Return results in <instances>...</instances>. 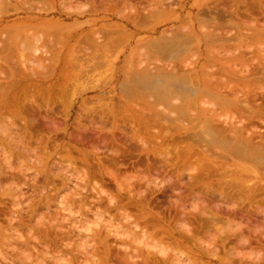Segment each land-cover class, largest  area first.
Segmentation results:
<instances>
[{
    "label": "bare ground",
    "instance_id": "obj_1",
    "mask_svg": "<svg viewBox=\"0 0 264 264\" xmlns=\"http://www.w3.org/2000/svg\"><path fill=\"white\" fill-rule=\"evenodd\" d=\"M21 1V0H20ZM22 1H24V3H28L29 4V1H31V5L33 4V5H36V6H33L34 8V11H36L37 9V11H39V12H41V13H43L45 10L46 11H48V9L46 8L45 9V7H44V9L45 10H41L43 7L42 6H40V7H42L41 9L40 8H37V5H38V3H40V1L38 2V3H35V2H37V0H34V3L32 2L33 0H22ZM21 1V2H22ZM62 1V0H61ZM65 1V0H64ZM67 1V0H66ZM69 1H73V0H69ZM69 1H67V2H69ZM79 2V0H75L74 2ZM85 1V0H84ZM89 1L90 2H92V3H90V5L92 4L93 5V7H94V4H96L97 3V1L98 0H88V3H89ZM112 0H101V2H102V5H103V7H104V3H112L111 2ZM117 3V5H118V3H119V5L121 4L122 5V3L124 2V4L125 3H128V1L129 2H131V3H129L131 6H128V4L127 5H125V8H126V6H128V7H131V8H129L130 9V13L128 12L127 13V11H129V9H128V7L126 8V9H128V10H126V13H125V10L124 9H122V14H121V12L120 11H118V12H120V14H118V12H116L117 13V18H124V20L127 22V23H130V24H132V25H134V27H135V29H136V31L137 32H142V31H146L147 30V28L149 27V22H151V21H149L150 19H155V21H159V22H161V21H168V20H172V19H176L175 20V22L176 23H178L179 22V19L177 18V16L176 17H174V11H169V10H167V9H169V8H171V3H170V7L169 8H167L166 10H161V9H159L158 10V6L160 5V3H162V7L164 6V1H167V0H158V2H160L159 3V5H155L154 3V5H155V7H154V5L152 6V4L150 5V6H152V7H147L148 6V4L146 3L145 5H144V3L142 2H140V1H136L135 3H133L131 0H121L122 1V3L119 1H117V0H115ZM162 1V2H161ZM169 1V0H168ZM185 1V0H184ZM188 1V0H187ZM227 1V0H226ZM247 0H245V1H243V0H236L235 2L237 3V5H238V7H235V6H230L231 4H229L231 1H229V3L228 2H226L225 3V0H216V2H215V4H212V6H209V4H208V6H209V9H202L201 7V9L202 10H200L199 11V13L197 14V16H196V22L198 23V28H192V27H186L184 24H181L179 27H176L174 30H172L171 31V34H169L170 35V38H167V37H169V35L167 36V37H164V34H163V36L161 35L159 38H157V39H154V40H151V41H149L148 42V44H147V46H148V48H147V54H146V56L145 55H143L144 57H146V59H148L150 62H153L152 60H154L155 59V61L158 63V65L156 64V66L153 64V68L154 69H152V65H151V63L148 61V63H144V61H143V59L141 58V60H139L138 61V65H134V63L132 62V63H130L129 61V59H127V66H124V68H123V72L124 73H127V76H129L130 74H131V71H132V79L130 78V81L128 80L129 78L127 77V76H125V78H127V80H128V82L127 81H125L127 84H123V86H122V90L120 89V91H122V95H121V99L124 101V105H125V107H126V110L125 111H120V109H116V108H114V107H109L108 108V110H109V112L110 113H112L113 115L114 114H118L119 112H121V114L122 113H124V112H127V113H129L130 115H131V117L133 116V115H135V114H133L134 113V110H133V106L131 105L132 104V102L133 101H135V102H138V101H141V103L142 102H146V104L148 103V104H150L151 105V108L153 107V109L157 112H152L151 110H149V112H152L151 113V115L153 116H151V118H150V113H145V114H148V116H146V118L148 119V120H150V119H152V121H154V118H157L158 120H159V118H161V117H163V118H167V119H170L173 115V117H172V119H170V121L169 122H171V123H169L170 125H172V123L173 124H175V121L176 122H178L177 124L178 125H176V126H179V124H181L182 125V120H183V122L184 121H187L186 119L184 120V119H182V118H187L188 120H189V124H191L192 126H193V124H195V126L194 127H199V126H201V128L199 129V128H192V130L194 129L195 130V134H194V136H195V138H194V140L197 142V143H199V142H201V144L203 143L204 145H206V148L208 149V150H212V149H214V150H212V151H208L206 148H204V150H206V153H208L209 152V154H210V152H213V154H211L210 155V157L212 156V155H214V154H216L217 152H215L216 150L215 149H217V150H222L224 153H226L227 154V156H225L223 153H222V156H220V153L218 154L217 153V156L218 157H216L215 155H214V157L215 158H219V156L220 157H222V158H219L220 159V161H221V159H223L224 157L225 158H227L228 160H226V161H229V159L230 158H233V159H235V160H238V162H244L245 163V165H246V163L247 164H251L252 166H254V167H252L253 168V170L252 169H249V168H244V166H243V168L244 169H242V170H244L243 172H244V175H245V173L247 172L248 173V171L250 170V173H248V174H251V173H257L258 175H264V64H262L261 63V65H255V63H257L256 62V60H254L255 61V63L253 64V65H249V63L247 64V63H244V62H242V61H240V59H241V55H242V53H245L244 51L243 52H241V54L238 56H235V58H233V56H232V59H228V57H224V56H221L219 53V55L215 52V51H212L211 52V54H210V56L212 55V54H214V52H215V55L217 54L218 56H214V55H212L211 57L209 56V55H207V53L210 51V49L211 48H213V46H215V45H220V49L221 50H228V48L227 47H229L232 43H233V40L235 41V43H233L232 45H239L237 48H239V47H242L241 46V41H239V40H243V39H239V40H237V41H239L240 42V44H237L236 42V38H238V37H240L241 38V35L239 34V36H236V38L234 39L233 37V33H234V31H237L236 33L238 34L239 32H238V29H237V27L236 26H238V28H239V26L241 27L242 25H248V27H249V25H250V27L251 26H253L254 28H255V30L257 31H259V34H253V36H255L256 38H257V36H259L260 35V37H263V33H264V0H250V1H248V2H246ZM1 2V4H4L3 6H7V4L6 3H8L9 4V1L7 0V2H5V0H1L0 1ZM50 2H52V1H50ZM74 2H71V4H69V6H68V8H67V5H68V3H67V5L66 4H64V3H66V2H64L61 6L62 7H64V9H65V12L67 11V9L70 11V9H71V5H73L72 3H74ZM87 2V0L85 1V3L84 4H87V6H89L90 7V5H88V3H86ZM139 2V3H138ZM170 2V1H169ZM174 2H176V1H174ZM233 2V1H232ZM231 2V3H232ZM250 2V3H249ZM52 3H54V2H52ZM133 3V4H132ZM199 3V2H198ZM6 4V5H5ZM28 4H26V6H28ZM76 4V3H75ZM83 4V3H82ZM169 4V3H168ZM186 4V3H185ZM228 4H229V6L231 7L229 10H228ZM235 4V3H234ZM10 5V6H9ZM7 7L10 9L11 8V4H9ZM30 5V6H31ZM40 5V4H39ZM45 5V4H44ZM46 5H48V4H46ZM91 5V6H92ZM97 5V4H96ZM96 5H95V9H100L99 11L100 12H102V11H106V6H107V8H108V5L106 4L105 5V9L104 10H102L101 8H102V5H101V3L99 4V7H98V5H97V7H96ZM101 5V6H100ZM117 5H115V6H117ZM118 5V6H119ZM121 5L119 6V7H121ZM134 5V6H133ZM136 5V6H135ZM147 5V6H146ZM177 5H179L178 3H177ZM242 5H244V7L245 6H249L248 7V9H246V8H243L242 10H244V12L240 9L241 8V6ZM2 5H1V7H2V9H3V11L1 10V7H0V21H2L3 20V18L5 17L4 15L6 14V13H8L7 12V9L8 8H4ZM29 6V9L28 10H31L32 8V6L30 7ZM86 6V5H85ZM86 6V7H87ZM110 6V5H109ZM146 6V7H145ZM172 6H173V4H172ZM196 6V5H195ZM207 6V5H206ZM39 7V6H38ZM51 7V6H50ZM80 7V6H79ZM84 7V6H83ZM82 7V8H83ZM85 7V9H87ZM161 7V8H162ZM31 8V9H30ZM37 8V9H36ZM78 7L77 6H74V7H72V10L74 9V11H76L75 9H77ZM93 8V9H94ZM146 8V9H145ZM147 8H150V10L149 9H147ZM175 8V7H174ZM199 8V7H198ZM199 8V9H200ZM15 9H16V7H15ZM15 9H14V12H16L15 11ZM19 9V8H18ZM17 9V10H18ZM36 9V10H35ZM79 9H81V8H79ZM84 9V8H83ZM83 9H81V10H83ZM84 9V10H85ZM89 9H91V8H89ZM89 9H87V10H89ZM137 9H139V10H137ZM141 9H145V10H148V12L147 11H145L146 13H148L149 14V11H151L150 13V15H148V14H146V13H144V11L143 10H141ZM155 9H157V12H156V10ZM172 9H173V7H172ZM171 9V10H172ZM41 10V11H40ZM63 10V9H62ZM102 10V11H101ZM109 9H107V11H108ZM124 10V11H123ZM6 13H5V12ZM32 11V10H31ZM36 11V12H37ZM43 11V12H42ZM51 11V10H50ZM77 11H80V10H78L77 9ZM77 11H76V14L78 15V13H77ZM98 11V10H97ZM132 11V12H131ZM155 11V12H154ZM38 12V13H39ZM63 12V11H62ZM64 12V13H65ZM68 12V11H67ZM73 12V11H72ZM71 12V13H72ZM86 14L88 13L87 11H84ZM90 12H93L92 10L90 11ZM124 12V13H123ZM70 13V12H69ZM75 13V12H74ZM80 13V12H79ZM133 13V14H132ZM66 15H69L68 13H65ZM73 14V13H72ZM75 14V15H76ZM93 14V13H92ZM132 14V15H131ZM82 14L80 13V16H81ZM119 15L121 16V17H119ZM8 16V15H7ZM71 16V15H70ZM162 17H163V20H162ZM226 18H229V20H227ZM123 20V21H124ZM146 23V24H145ZM149 23V24H148ZM156 23V22H155ZM181 23V22H180ZM108 25H109V28L110 27H112V28H114L115 27V25H113V26H110V25H112V24H107V27H108ZM146 25H148V26H146ZM153 25V24H152ZM106 26V25H105ZM232 26H235L236 27V29H235V27H232ZM28 27H31V28H29V29H27ZM227 27L229 28V29H231V28H234V31H233V33L231 32H227L228 31V29H227ZM244 27H247V26H244ZM253 27H251V28H253ZM35 28H42L40 25H39V23H37L36 25H34V24H28V25H26V28L25 29H18V30H13V31H9V32H7L6 33V37H5V39L4 38H1V42H0V121H2L1 119H3V118H5V120H7V118L8 119H10V122H8L9 120H7L6 122L7 123H10V124H8V128H5V127H7V126H3L4 127V130L2 129V127L0 126V128L3 130V132H4V134H6V136H4V138H6V139H4V142H6L7 143V145H8V148H6V150L4 149H1V148H3V147H1L2 145H4L5 146V144H3V142L2 143H0V153L2 152V154L4 155V161H1L0 162V165H1V163L3 164V162H6V163H4V166L6 165H8V172L6 173V170H5V172L4 171H2V170H4L5 168H2V170H0V188H3V189H1L0 190V192L1 193H3L4 191V187H5V185L3 186V184H6V182H7V184H11V186L9 185H7V187L6 188H11V189H6V190H8V191H11V192H9V193H11V194H13L12 192H14V194L13 195H15L16 196V192H17V190L19 189L20 191H21V188L22 187H20L17 183H16V179H14V177L15 176H17L15 173H17V172H20V174L19 173H17V174H19V176L21 177V173H23V175H25L24 174V170H26V171H28L29 169H30V167L29 166H26L25 168L24 167H22L20 164H25L24 162L26 161V164H27V162H28V160H29V156H31L33 153L35 154L36 153V151L38 150V151H40L41 149L44 151V153L46 152V154H47V152H48V149H49V144H52L51 146V148H52V150H54V152H58V150L59 149H63L64 151H65V153H66V155H65V158L66 159H69V161H72L71 163L72 164H74V166H75V163L77 162L76 160H82L81 158L83 157V150H82V147L83 146H88L89 144H91V147L93 148H96L97 150L99 149L100 150V148H101V146H103L104 148H106L107 150H109V147H111V151H113V152H115V155L116 156H120L121 157V161L122 162H124V163H131V161H132V157H129L128 155L129 154H126V155H124L126 152H124L123 151V149L121 148V149H119L120 147V145L117 147V145L115 146V144L114 143H112V141H116V140H114V136L113 137H110V138H113V140L110 142L108 139H109V137H108V139L106 138V137H104V139L102 138V139H100L99 140V138H97V139H95V140H93L92 138L90 139L89 137H91L90 135L92 134L91 132H93L92 130H90V135H89V139L87 138V136H86V134L87 133H85V132H87L86 130L85 131H83L84 129L82 128V126L81 127H76L75 129L73 128V130L74 131H72L71 133L70 132H68V125L66 126L65 125V123H63V122H61V121H59V123H63L65 126L63 127V126H59L58 125V121H56V119H54L53 117L56 115V113H55V115H54V113H52L51 114V111L53 110V106H55V105H51L56 99H58L60 96L58 95H56L55 94V92H57V90H60L61 91V89L62 88H64L65 87V84L66 83H64V78H62L63 77V75H64V77L67 75V77L68 78H66L67 80L68 79H70V77L69 76H71V78H72V75H71V72L73 71V69H74V71L76 70V72H77V74L80 76V79L82 78V77H86V79L89 77V79L92 77V76H90V73L91 74H93V72L94 71H96V69H97V71H98V68H100V66L103 64L102 63V61L101 60H104L105 59V57H104V55H105V53H108V52H106V51H109L110 50V52L109 53H112V51H114V50H112V49H118V45L116 44V43H120V45H122V43H121V41L123 40V39H121L120 41H117V40H113V34H114V32H108L107 33V31H104L103 32V30L102 31H99L98 33H102L101 35L103 36V37H105V39L106 38H108V40L106 39V42H104L103 41V43L101 42H99L98 40L99 39H96L97 40V42L98 43H96L94 40L92 41V37H93V33L96 31V29H94V30H92L93 31V33H92V31H90L89 32V34H92V36H86V37H89V40H90V42L92 43H94V45H90L88 42H87V39H86V42L89 44V45H85L84 44V40L82 41V43H80V40H81V35H75V34H71L72 35V38L73 39H76L77 40V42L76 43H80L81 45H80V48H82V50L81 51H79L78 53H77V51L80 49L79 47H78V50H76V52L74 51V49H73V51H72V55L73 54H79V53H83L84 55L81 57H73V56H70L71 54H67V52L69 51V49L68 50H66L65 51V54H66V57L64 58V65L62 66V71H61V75H60V77L57 79V81L54 83V84H52V86H44V84H45V80H46V75H48L44 70H46L47 69V71L50 69L52 72L53 71H55V70H57L58 68H59V64H58V62L60 61V59H58V55L57 54H54V53H52L55 49H57V51L56 52H58V49L60 50H62V47H61V43H60V39L61 38H58L57 36H54L53 34L49 37L48 36V34L47 33H49V30L48 31H36V32H31L30 33V30H35ZM6 29H7V27H4L3 25H0V33H3V32H6ZM241 30H243L242 28H241ZM97 31H98V29H97ZM244 31V30H243ZM107 33L108 34V36L106 37V34H105V36H104V33ZM43 33V34H42ZM72 33V32H71ZM116 33V32H115ZM231 34L233 37H232V43H231V41H230V39H227V38H229V34ZM236 33H234V34H236ZM40 34H41V36L42 37H49V39L51 40V38L52 37H55L54 39L52 38V42H51V44H53V46H54V48L52 47V51H50L49 53L51 54V56H49V55H47L46 53V57L48 56L49 58H50V65L51 66H53L52 68L50 67V68H46V67H44V65L45 64H43V66L41 67L40 66V64L39 65H37L38 63H37V61L35 62V63H37L36 65H37V67L38 68H42V70L44 71V73H46V74H44L43 73V71L41 70V72H39V73H37L38 71H36L35 72V68L32 66L31 67V64L30 65H28V63H32V60H34L35 61V59H40V56H38L37 57V55L39 54V51L42 49H35V52H34V54H28L27 53V50L26 49H28V47H26V43H28V41L30 42V44H31V41H35L36 43H42V44H47V41H50V40H48V38L47 39H45V38H43L42 39V37L40 36ZM98 35L97 33H95V36H98V37H100L101 35ZM118 34V33H117ZM116 34V37L118 36ZM226 34V35H225ZM244 35H245V32L243 33ZM250 34V33H249ZM262 34V35H261ZM50 35V34H49ZM113 35V36H112ZM172 35V36H171ZM228 35V36H227ZM251 35H252V33H251ZM0 36H1V34H0ZM68 36H70L69 34H68ZM247 36V35H246ZM250 36V35H249ZM252 36V37H253ZM23 38V40H25V41H22V39H21V41H22V43H24L23 44V46L25 45V47L21 50L22 51V53H20V52H18L17 50H14L13 51V49H12V47H13V40H14V38ZM91 37V38H90ZM98 37H96V38H98ZM103 37H102V39H101V41L103 40ZM116 37H114V38H116ZM244 37V36H243ZM17 38V39H18ZM68 39L70 38V37H67ZM250 38H251V36H250ZM2 39H4V41L2 40ZM68 39H66L67 41H68ZM104 39V40H105ZM255 39V38H254ZM264 39V38H263ZM16 40V39H15ZM62 40V39H61ZM125 40V39H124ZM245 40V39H244ZM246 40H247V38H246ZM256 40V39H255ZM108 41V42H107ZM114 41L116 42L115 43V46L117 45V47L116 48H113V47H111V44H112V42L114 43ZM230 41V42H229ZM248 41V40H247ZM247 41H245V42H247ZM12 42V43H11ZM127 42V41H126ZM130 42V41H129ZM128 42V43H129ZM243 42V41H242ZM34 43V42H33ZM34 44L35 45V47H34V45L32 46L31 45V47L30 48H32L33 47V49L34 48H36V45H37V47H38V45L39 44ZM57 43H58V45L61 47V48H58V45H57ZM61 45H60V44ZM67 43V42H66ZM76 43H74V44H76ZM95 43H96V45H95ZM99 43H100V45H104V46H99ZM105 43H107V44H105ZM124 43V42H123ZM194 43H196L197 45H198V54H199V57H194L193 56V60H192V57L189 55L190 53H191V51H190V49L191 48H193L192 46H194L193 44ZM230 43V44H229ZM48 44H50V42L48 43ZM50 44V45H51ZM84 44V45H83ZM15 45V44H14ZM98 45V46H97ZM119 45V46H120ZM125 45V44H124ZM20 46V45H19ZM22 46V45H21ZM28 46V45H27ZM30 46V45H29ZM52 46V45H51ZM50 46V47H51ZM57 46V47H56ZM63 46V45H62ZM113 46V45H112ZM76 47V46H75ZM232 46H230L229 48H231ZM235 47V46H234ZM112 48V49H111ZM203 48H205V49H203ZM218 48V47H217ZM236 48V47H235ZM235 48H233L234 50H235ZM33 49L32 50H29L28 49V52L29 53H33ZM143 49H144V47H143ZM19 50H20V48H19ZM23 50H24V52H23ZM26 50V51H25ZM46 50V49H45ZM60 50V51H61ZM243 50V49H242ZM16 51V53H20V58L21 59H23V61L25 60V62H26V64L29 66V67H25L26 66V64H24V70L23 71H25L24 73L25 74H27L28 73V71H30V74L28 75L27 74V76L24 74V73H22L23 71H22V69L20 68L22 65H21V60L19 61L18 59L19 58H17L18 57V55L19 54H15L14 52ZM59 51V52H60ZM116 51V50H115ZM194 51V50H193ZM193 51H192V53H193ZM229 51V50H228ZM26 52V53H25ZM41 52H43V49L41 50ZM45 52V51H44ZM220 52V51H219ZM48 53V52H47ZM48 53V54H49ZM103 53H104V55H103ZM109 53L108 54H106V55H109ZM170 53H172V57L174 58V59H172V57H170L171 56V54ZM222 53V52H221ZM238 53H240V51L238 52ZM22 54V55H21ZM41 54H43V53H41ZM45 54H43V55H45ZM60 54H62L61 52H60ZM59 54V55H60ZM228 54V53H227ZM232 54V53H231ZM230 54V55H231ZM235 54V53H234ZM80 55V54H79ZM82 55V54H81ZM164 55V56H163ZM166 55H169V57L168 56H166ZM229 55V54H228ZM85 56V57H84ZM165 56H166V58L168 57L169 59L168 60H166V58H165ZM189 56L191 57V59L189 58ZM227 56V55H226ZM30 57H31V59L32 58H35V59H30ZM42 57V56H41ZM45 57V56H44ZM44 57H42L43 59H44ZM63 57V56H62ZM73 57V58H72ZM104 57V58H103ZM109 57V56H108ZM143 57V58H144ZM148 57V58H147ZM237 57V58H236ZM243 57V56H242ZM71 58L73 59V60H71ZM80 58H81V60H80ZM82 58H85V60L83 59V61H82ZM107 58V57H106ZM128 58H130V57H128ZM151 58V59H150ZM194 58H196L195 59V61H194ZM239 58V59H238ZM43 59H40L39 61L41 62V60H43ZM146 59L144 58V60L146 61ZM164 59H165V62H163L164 61ZM19 62H18V61ZM59 60V61H58ZM28 61V62H27ZM65 61L67 62H69L70 61V63H68V64H66L65 63ZM107 60H105V62H106ZM231 61H232V63H231ZM248 61V60H247ZM20 64H18V63ZM49 62V61H48ZM62 62V61H61ZM72 62V63H71ZM104 62V63H105ZM167 62V63H166ZM107 63H109V62H107ZM165 63V64H164ZM47 64V63H46ZM49 64V63H48ZM73 65L74 64V68H72L71 69V67L70 66H66V65ZM106 64V63H105ZM142 64V65H141ZM143 64L145 65V67L143 66ZM160 64V65H159ZM242 64H245V67H247V66H249V69H248V67H247V71L245 72H243L242 70H244L242 67L239 69H237L235 66H240V65H242ZM32 65H33V63H32ZM49 65V66H50ZM62 65V64H61ZM71 65V66H72ZM143 66L144 68L142 69V67H140V66ZM35 66V65H34ZM103 66V65H102ZM101 66V67H102ZM108 67V66H107ZM139 67H140V69H139ZM236 69H235V68ZM21 69V70H18V69ZM26 68H28V71H26ZM33 68V69H32ZM216 68V69H215ZM15 69H17L16 71H15ZM53 69V70H52ZM102 69H104V68H102ZM128 69V70H127ZM136 69V70H135ZM39 70V69H38ZM101 70V69H100ZM20 71H22V72H20ZM50 71V72H51ZM58 71V70H57ZM18 72H20V73H18ZM51 72V73H52ZM65 73H67L66 75H65ZM69 74V75H68ZM102 74V73H101ZM106 74V73H105ZM259 74H261L260 75V77L259 78H252V77H255L256 75H259ZM52 75V74H51ZM50 75V76H51ZM54 75V74H53ZM77 75V76H78ZM81 75H82V77H81ZM103 75V74H102ZM49 76V75H48ZM49 76V77H50ZM94 76V75H93ZM97 76V75H96ZM100 77V76H99ZM74 78H76V77H74ZM73 78V79H74ZM79 78V77H78ZM108 78V77H107ZM63 79V80H62ZM65 79V80H66ZM85 79V80H86ZM47 80H49V79H47ZM50 80H51V78H50ZM71 80V79H70ZM70 80H68L69 82H70ZM84 80V79H83ZM84 80V81H85ZM95 79H93V81H94ZM109 80V79H108ZM90 81V80H89ZM92 81V79H91V82H93ZM105 81V80H104ZM107 81V80H106ZM52 82V81H51ZM50 82V83H51ZM64 84H63V83ZM66 82V81H65ZM75 82H77V81H75ZM91 82H89V83H91ZM98 82V81H97ZM109 81H107V83H108ZM68 83V82H67ZM70 83H73L72 82V80H71V82ZM86 83H88V82H86L85 81V84ZM88 83V84H89ZM76 83H74V85H75ZM95 87V90H96V86H98V85H96V84H98V83H92ZM92 84L90 85L89 84V86H91V89H93V87H92ZM64 87H63V86ZM69 85L70 84H68V86H67V89H68V87H69ZM121 85H122V83H121ZM62 86V87H61ZM73 86V85H72ZM83 86V85H82ZM87 86V85H86ZM86 86H84V87H86ZM164 86V87H163ZM99 87V86H98ZM103 87H104V85H103ZM121 87V86H120ZM163 87V88H162ZM83 88V87H82ZM100 88H102V83H101V86H100ZM65 89V88H64ZM91 89H89V90H91ZM72 90V92H67V94L69 95L70 93H71V95H72V93L74 92V94L76 93L75 91L76 90H73V88L71 89ZM70 90V91H71ZM146 90V91H145ZM59 91V92H60ZM69 91V90H68ZM102 91V90H101ZM113 91V90H112ZM150 92V93H152V94H150V93H148L149 94V96H148V94L146 95V92ZM65 92V91H64ZM79 94L80 93H82L83 94V92H78ZM78 93L77 94H75V95H78ZM112 93H114V92H112ZM59 94V93H58ZM66 94V95H67ZM74 94L72 95L73 97H71L72 99L73 98H76L75 96H74ZM82 94H80V95H82ZM60 95H62V91H61V94ZM111 95V94H110ZM63 96H64V93H63ZM112 96V95H111ZM62 97V96H61ZM80 96H78L77 98H79ZM98 97V96H97ZM151 97V98H150ZM69 98V97H68ZM99 98V97H98ZM104 98H105V95H104ZM104 98H100V100L98 101V103H100V104H102L104 101H102ZM115 98H117V97H115ZM67 99V98H66ZM71 99V100H72ZM105 99H108V98H105ZM111 100L113 99V98H110ZM60 101L59 102H61L62 100L61 99H59ZM73 100H75V99H73ZM78 100V99H77ZM95 100V99H94ZM118 100V99H117ZM152 100V101H151ZM56 101H58V100H56ZM67 101H68V99H67ZM66 101V102H67ZM107 101V100H106ZM105 101V102H106ZM63 102L65 103V101L63 100ZM69 102H71L70 101V98H69ZM94 102V101H93ZM92 102V103H93ZM96 104H97V99H96ZM102 102V103H101ZM104 102V103H105ZM57 103V102H56ZM63 103V104H64ZM74 103V102H73ZM72 102H71V105L73 104ZM104 103H103V105H104ZM116 103V102H115ZM131 103V104H130ZM61 104H62V102H61ZM69 104V103H68ZM90 104H91V102H90ZM121 104V103H120ZM137 104H139V102L137 103ZM143 104V103H142ZM52 107H51V106ZM59 105V104H58ZM70 105V106H71ZM87 105V104H86ZM92 105V104H91ZM106 105V104H105ZM117 105V104H116ZM115 105V107H117ZM122 105V104H121ZM162 105H164V108H163V110H160L162 107ZM67 106V105H66ZM65 106V108H67ZM69 106V107H70ZM74 106V105H73ZM92 106H94V105H92ZM109 106H111V104L109 105ZM135 106V108H137L136 107V105H134ZM145 105L143 104V106L142 107H140V105H139V107L141 108H138L139 110H140V112H141V110L144 108L145 109V107H144ZM149 106V105H148ZM50 107L52 108V110L50 109ZM84 107H85V105H84ZM87 107H89V105L87 106ZM91 107V106H90ZM100 107V106H99ZM159 107H161V108H159ZM97 108V107H96ZM95 108V109H96ZM107 108V107H106ZM121 108V107H120ZM156 108V109H155ZM90 109V108H89ZM100 108H98V110H99ZM149 109V108H148ZM147 109V110H148ZM55 110L57 111V109L55 108ZM54 110V111H55ZM63 110H64V108H63ZM69 110V109H68ZM68 110H66V111H68ZM91 110H92V108H91ZM97 110V112H99ZM136 110V109H135ZM147 110L145 111V112H147ZM53 111V112H54ZM59 111V110H58ZM81 111V110H80ZM80 111L78 112V113H80ZM105 111V110H104ZM143 111L144 110H142V113H143ZM64 112V111H63ZM70 112H71V110H70ZM97 112H95V113H97ZM106 112H107V110H106ZM106 112H104V114L106 113ZM58 113V112H57ZM77 113V114H78ZM138 113V112H137ZM65 113H63V115H64ZM68 114V113H67ZM71 113H69V115H70ZM92 114V113H91ZM94 114V113H93ZM100 115H101V112L99 113ZM99 114H98V116H99ZM124 114H126V113H124ZM139 114H141V113H139ZM54 115V116H53ZM61 115H62V113H61ZM80 115H85V114H81L80 113ZM96 115V114H95ZM127 115V114H126ZM172 115V116H171ZM11 116V117H10ZM86 116V115H85ZM171 116V117H170ZM62 117V116H61ZM64 117H65V115H64ZM67 117V116H66ZM65 117V118H66ZM77 117V116H76ZM81 117V116H80ZM80 117H78V118H80ZM108 117V116H107ZM119 117V116H118ZM121 117V116H120ZM135 117V116H134ZM69 119H70V117H68ZM91 118V117H90ZM89 118V119H90ZM94 118H95V116H94ZM106 118V117H105ZM140 118V117H139ZM20 119V121H23L22 123L24 124V125H22V124H20V125H22L23 127L22 128H20V127H18V129H20V130H18L17 128H16V130L14 129V128H12L13 126L14 127H17V125H18V122H17V120H19ZM142 118H140V120H141ZM144 119V118H143ZM142 119V120H143ZM156 119V120H157ZM57 120H59L58 118H57ZM86 120H87V118H86ZM91 120V119H90ZM136 120V119H135ZM139 120V121H140ZM148 120H146V121H148ZM161 120H163L162 118H161ZM19 121V122H20ZM78 121V120H77ZM82 121V120H81ZM89 121V120H88ZM97 121V120H96ZM106 121V120H105ZM104 121V122H105ZM113 121V120H112ZM138 121V122H139ZM143 121H145V120H143ZM143 121H142V123H143ZM168 121V120H167ZM174 121V122H173ZM93 122V121H92ZM110 122V121H109ZM137 122V121H136ZM138 122H137V124L136 125H138ZM149 122H151V120L149 121ZM162 122H165V121H162ZM179 122H181V123H179ZM1 123V122H0ZM21 123V122H20ZM83 123H85V122H83ZM88 123H91V121L90 122H88ZM97 123V122H96ZM112 123V122H111ZM145 123L146 122H144V124L143 125H145ZM166 123V122H165ZM165 123H163V124H165ZM1 124H3V123H1ZM63 124H61V125H63ZM86 124V123H85ZM109 124V123H108ZM140 124V123H139ZM149 124V123H148ZM147 124V125H148ZM162 124V125H163ZM166 124H168V123H166ZM188 124V125H189ZM20 125H18V126H20ZM73 125V124H72ZM87 125V124H86ZM90 125H95V126H93V128L94 127H96V125H97V128L99 129V126H98V124H90ZM101 125V124H100ZM107 125V124H106ZM105 125V123H104V126H106ZM142 125V124H141ZM140 126V127H144V126ZM170 125H166V127L167 128H163V131H164V129H166V130H168V126H170ZM180 125V126H181ZM186 125H187V123L185 122V126L183 125V126H181V127H186ZM187 125V127L186 128H188L189 126ZM89 126V125H88ZM88 126H86L85 128H90V127H88ZM112 126V125H111ZM164 126V125H163ZM173 126V125H172ZM176 126H173L174 128L176 127ZM10 127V128H9ZM73 127V126H72ZM124 127V126H123ZM165 127V126H164ZM82 128V129H81ZM102 128L103 129H105V127H103L102 126ZM118 128H120V127H118ZM174 128H172V127H170V129H172V130H168V131H171V134L173 133L172 131L174 130V132L176 133V131L178 130V131H181L180 129H177V128H180V127H176V131H175V129ZM94 129H96V128H94ZM107 129V128H106ZM120 129H122V128H120ZM143 129V128H142ZM145 129V128H144ZM182 129V128H181ZM189 129V128H188ZM188 129H184V130H188ZM198 129V130H197ZM15 130V131H14ZM109 130H111V127H110V129ZM123 130H125V129H123ZM165 130V133L167 132ZM193 130V131H194ZM130 131V130H129ZM162 131V133H164ZM178 131H177V134L179 135L180 133H178ZM182 131H183V129H182ZM181 131V132H182ZM191 130H189V132H187V134H190L191 132H190ZM9 133V134H7V133ZM21 132V133H20ZM23 132V133H22ZM135 132V131H134ZM137 132V131H136ZM2 133V131L0 132V134ZM60 133H61V135H62V133H63V135L62 136H64V137H62L63 139L62 140H65V138H67L68 140H67V142H65V143H62V140L60 141V139L59 138H61L60 136ZM85 133V134H84ZM95 133H97V132H95ZM184 133H185V131H184ZM3 134V135H4ZM97 134H99V133H97ZM128 134V133H127ZM130 134V133H129ZM167 134V133H166ZM166 134L165 135H163V139H165L166 138V140H167V136L168 137H170L171 138V136H169V135H171V134H169L168 133V135L166 136ZM60 135V136H59ZM94 135H96V134H94ZM182 135H184V136H182V137H184V138H186L185 140H183V141H185V143L188 141L189 142V140H190V142H191V136H188V137H186L185 136V134H182ZM1 137H2V135H0ZM85 136H86V138H85ZM106 136V135H105ZM141 136V135H140ZM192 136H193V134H192ZM0 137V138H1ZM50 137H52L51 139L52 140H50ZM59 137V138H58ZM93 137V136H92ZM165 137V138H164ZM176 137V136H175ZM179 136H177V138H178ZM182 137H179L180 139H176V140H181V138ZM190 138V139H189ZM46 139V140H45ZM86 139H88V140H86ZM130 139V138H129ZM132 139V138H131ZM188 139V140H187ZM106 140H108V141H106ZM111 140V139H110ZM168 140H170V139H168ZM173 140V139H172ZM175 140V141H176ZM193 140V139H192ZM35 142L36 143V146H33V142ZM183 141H179V142H181V143H183ZM195 141H194V143L193 144H191V143H187L188 145L189 144H191V150H193V148H196L198 145H194L195 144ZM61 142V143H60ZM166 142H168V141H166ZM170 142V141H169ZM172 142V141H171ZM174 142V141H173ZM34 143V144H35ZM87 143H88V145H87ZM119 143V142H118ZM196 143V144H197ZM166 144V143H165ZM177 144H179V143H177ZM187 144H185L186 146H187ZM167 145H169V144H167ZM194 145V146H193ZM203 145V146H204ZM90 146V145H89ZM6 147V146H5ZM91 147H89L88 149H90ZM170 147V145L168 146V148ZM193 147V148H192ZM86 148V147H85ZM198 148V147H197ZM199 148L201 149L202 147L201 146H199ZM7 149H9L8 151H7ZM187 149H189V147L187 148ZM36 150V151H35ZM62 150V151H63ZM96 150V151H97ZM106 150V151H107ZM175 150H177V149H175ZM203 150V149H202ZM7 151V152H6ZM35 151V152H34ZM43 151H40L41 152V154L40 155H42L43 154ZM64 151L62 152V154L64 153ZM111 151H109V153L111 152ZM122 151H123V153L124 154H122ZM185 151V150H184ZM221 151V152H222ZM39 152V153H40ZM168 152V155H169V151H167ZM186 152V151H185ZM184 152V153H185ZM192 152V151H191ZM191 152H189L188 151V155H187V153H185L187 156H190V153ZM49 153V152H48ZM163 153H165V150L163 151ZM171 153V152H170ZM184 153H183V155H184ZM205 153V154H206ZM31 154V155H30ZM33 154V155H34ZM37 154V153H36ZM50 154V153H49ZM49 154H47V156H49ZM56 154V153H55ZM176 154H178L177 152H176ZM45 155V154H44ZM78 155V156H77ZM164 155V154H163ZM171 155V154H170ZM174 155V154H173ZM172 155V156H173ZM181 155H182V153H181ZM185 155V156H186ZM207 155V154H206ZM223 155H224V157H223ZM46 156V155H45ZM53 156V155H52ZM61 156V155H60ZM63 156V155H62ZM77 158H79V159H77ZM131 156V155H130ZM172 156H170V157H172ZM184 156V157H185ZM202 156V155H201ZM230 156V157H229ZM64 157V156H63ZM87 157V156H86ZM119 157V158H120ZM175 157H177L176 155H175ZM196 157V156H195ZM198 157V156H197ZM213 157V156H212ZM85 158V157H84ZM118 158V159H119ZM163 158H165L164 156H163ZM23 159H26L25 161L23 160ZM31 159V158H30ZM64 159V158H63ZM76 159V160H75ZM167 159H169V156H168V158ZM166 159V160H167ZM171 159V158H170ZM186 159V158H185ZM189 159H192V158H190L189 157ZM200 159H202L204 162L206 161L205 160V158L203 159L202 157L200 158ZM232 159V160H233ZM3 160V159H2ZM32 160V159H31ZM30 160V161H31ZM84 160V159H83ZM173 160V159H172ZM175 160H177V158L175 159L174 158V160H173V162L172 163H174V161ZM182 160H184V158L182 159ZM188 160V159H187ZM215 160V159H214ZM214 160L213 161H211L212 163L214 162ZM14 161H16V162H14ZM29 161V162H30ZM33 161V160H32ZM34 161H37L36 160V158H35V160ZM45 161V160H44ZM64 161H66V160H64ZM75 161V162H74ZM119 160H117V162H118ZM168 161V160H167ZM216 161V160H215ZM13 162L14 163H16V165H18L17 164V162H19V165H18V167L17 166H15V167H13ZM42 162V161H41ZM133 162V161H132ZM135 162V161H134ZM171 162V161H170ZM207 162H209V161H206V163L205 164H201L200 165V167H199V169H200V171H201V169L202 170H205L204 168L206 167V168H209V166H210V164H212V163H207ZM219 162V161H218ZM223 162V161H222ZM233 162V161H232ZM37 163V162H36ZM43 163V162H42ZM69 163V162H68ZM167 163H169V162H167ZM181 162H179L178 163V166H179V164H180ZM191 162H189V164H190ZM38 164H40V162L38 161ZM37 164V165H38ZM65 164V163H64ZM70 164V163H69ZM206 164H209V166L208 165H206ZM214 164V163H213ZM224 164V163H223ZM229 164V163H228ZM237 164V163H236ZM169 165V164H168ZM168 165L166 166V167H168ZM181 165V164H180ZM206 165V166H205ZM217 163L216 164H214V166L212 167V168H210V169H212V171H221V172H223L222 170H218L219 169V167L218 166H220V165H217ZM230 165V164H229ZM233 165V164H232ZM231 165V166H232ZM71 166V165H70ZM177 166V167H178ZM203 166H205V167H203ZM226 166V165H225ZM224 166V167H225ZM235 167L237 166V165H234ZM2 167V166H1ZM170 167V166H169ZM169 167H168V170H169ZM216 167H218L217 169H213V168H216ZM134 168H136V170H135V175H133V176H130V177H133V179H131L132 180V182H133V185H134V183L137 185H139L140 184V186L142 185V182L140 183V181H142V180H145V181H143V182H146V181H148L147 183L148 184H151L152 182H151V179H152V170H149V169H147V168H142V166H140V165H138V166H135ZM182 168V167H181ZM226 168V167H225ZM224 168V169H225ZM241 168V167H240ZM239 165H238V167L237 168H235L237 171H239ZM1 169V168H0ZM76 169V168H75ZM75 169H74V171H75ZM79 169V168H78ZM176 169V168H175ZM227 169V168H226ZM232 169V168H231ZM34 170V169H33ZM85 170V169H84ZM94 170V169H93ZM105 170V169H104ZM166 170V169H165ZM165 170H163V171H165ZM167 170V171H168ZM182 170V169H181ZM191 170V169H190ZM208 170V169H207ZM35 171V170H34ZM38 171V170H37ZM79 171V170H78ZM92 171V170H91ZM100 171V170H99ZM108 170L106 169V172H107ZM113 172H111V173H115V172H117V171H115L114 172V170H112ZM180 171V170H179ZM193 171H194V169H193ZM192 171V172H193ZM209 171V170H208ZM215 171V172H216ZM235 171V170H234ZM39 172V171H38ZM80 172V171H79ZM81 172H82V170H81ZM85 172H86V170H85ZM84 172V174H86ZM93 172V171H92ZM101 172V171H100ZM132 172V171H131ZM177 172V170L174 172L175 174H177L176 173ZM183 172V170L181 171V173ZM186 174L187 173H191V171H189V172H187V169H186ZM184 172V173H185ZM195 172V171H194ZM198 172H199V170H198ZM217 172L216 173H213L215 176L214 177H219L220 175H219V173H221V172H218V174H217ZM229 174L231 173V172H229V171H227ZM227 172H225V173H227ZM26 173V172H25ZM29 173H30V171H29ZM40 173V172H39ZM78 173V172H77ZM109 173V172H108ZM110 173V174H111ZM118 173H122V172H117V174ZM165 174H166V171L164 172ZM163 172H162V176L164 177V174ZM182 174V176H184L185 174ZM196 173V172H195ZM211 173V172H210ZM211 173V175H212V177H213V174ZM225 173L223 172V173H221V174H223V176H225L226 177V175H228L229 176V174H226L225 175ZM235 173V172H234ZM233 173V171H232V173L231 174H234ZM240 173L241 172H239V173H237V175H238V177L236 178L235 177V179H236V181H235V179H233V177H232V180H231V178H229L230 180H231V182L233 181V184L230 182V184H232L231 185V188L229 189V188H227L228 186L230 187V184H229V182H227V178H225V177H221V178H224V179H221V178H218V179H221L222 181L223 180H226V181H223L224 182V185H225V183L227 182V186H225V188H227V190H229L228 192L229 193H231V194H229L227 191H226V189L224 188V192H222V191H220L219 190V188H217L218 186H219V184L217 185V184H214V187H213V189H216L217 190V192L216 191H214V190H212V192H214V194L213 193H210L211 191L209 190V188L210 187H208V189L205 187H201V188H203V189H206V190H209V193L211 194V195H213V196H208V194L206 195L205 194V190H203V189H201L200 191H202L203 192V194H205L206 196H208V197H214L215 195H217V194H215V193H218V191H219V193H218V195H220L219 197L221 198V200H222V196L224 197V201L222 200L221 202H223V203H225V205L227 204V203H230L231 202V205L233 206L232 208L234 209L235 208V210H237V208H239V207H241V206H239V205H241V204H239L238 206L239 207H237L236 208V206H237V204L235 203V202H237L236 200L234 201V199H236V198H238V192L236 191V189H237V187H239L238 188V190L239 189H241L242 190V192H246L247 193V191L246 190H251L250 192L252 193V191H254V190H256L257 189V186H260V185H256V186H253V187H248L247 185H246V183H244V182H247V179H248V177H249V179H253V178H256V177H251V176H247V177H245V178H243V179H246V181H244L243 179L241 180V176H240ZM41 174H43V172L41 173ZM52 174V173H51ZM96 174V173H95ZM101 174V173H100ZM117 174H115L114 175V177L116 178V179H118L116 182H115V180H114V182L116 183V185L117 186H119V189L121 190L120 192H124V189L125 188H123L122 186H123V184H121L120 182H119V180L121 181L122 179L124 180V178H122V177H125L126 178V176H128V175H126V176H122V177H120L119 175H117ZM123 174V173H122ZM164 174V175H163ZM172 173L170 172V175H171ZM192 174V173H191ZM203 174V173H202ZM207 174V173H206ZM216 174H217V176H216ZM247 174V175H248ZM23 175H22V179H23ZM28 175V174H27ZM38 176L40 175V174H37ZM37 175H36V177H37ZM54 175V174H53ZM82 175V174H81ZM97 175H98V177H99V173H97ZM97 175H96V177H97ZM104 175H106V174H104ZM112 175V174H111ZM119 176L120 178H122V179H119V178H117V176ZM169 174H168V177H169V179H165V178H162V184H158L159 182H155L156 184H158V186H160V185H162V195H163V198H162V202H158V203H156L155 205H152L151 203H150V201H146L147 199H144V198H140V200L142 199H144V202H140L141 204H135L134 206L132 205V207L133 208H135L134 210H136V212L137 213H139V215L141 214V213H144V215H145V212H146V210L147 209H149V208H151V209H155V208H159V211L157 212V214L161 217V215H162V219H166L167 218V216H168V220H171L173 217V215H172V213H175V212H172V210L174 209L175 211L176 210H182L183 209V211L185 210V213L186 212H188L189 210H192V206H195L196 204H197V202H196V204L194 205L193 204V202H195V201H199L200 199H199V195L198 196H196L197 194L195 193V192H193L192 194H189L190 196H192L191 198L193 199L192 201L191 200H189L190 202H192V203H190L189 201H187L188 199H191V198H188V199H186L187 197H186V195L184 196V194L183 193H185L187 190L186 189H191L192 187H194L195 188V186H193V185H195V184H192V186H191V188H189V186L191 185V183H197L198 182V184H200L199 182H200V180H199V178H195V176H193V178L191 177H189V175H188V177L190 178L189 180H192L193 182H187L186 183V185L188 184V183H190L189 185H188V187H186V191L185 192H183V191H181L182 193L181 194H183V197H182V195H181V197H180V195L179 196H177L176 197V194L177 193H179V190L176 192V188L174 187H172L171 186V184L173 183L172 181L175 179L174 178V176L172 177V178H174L173 180H172V178H171V176L173 175H171L170 176ZM180 175V174H179ZM187 175H186V177H187ZM205 175V174H204ZM202 176V175H200L201 177H205V176ZM251 175H253V174H251ZM44 176H46V175H44ZM85 176H87V175H85ZM93 176V175H92ZM95 176V175H94ZM93 176V177H94ZM109 176V175H108ZM197 176H199V175H197ZM227 176V177H228ZM253 176H255V175H253ZM18 177V176H17ZM34 177L35 176H33V179H34ZM50 177V176H49ZM58 177V176H57ZM82 177H84V176H82ZM95 177V178H96ZM97 177V178H98ZM129 177V176H128ZM175 177H176V175H175ZM200 177V178H201ZM209 177H211V176H208V177H206V179L208 178V180H209ZM242 177H244V176H242ZM261 177V176H260ZM16 178V177H15ZM19 178V177H18ZM17 178V179H18ZM24 178H25V176H24ZM31 178H32V176H31ZM85 179H86V177H84ZM101 178V177H100ZM138 179V181H139V179H140V181H139V183L138 182H136L134 179ZM150 178V181L148 180ZM155 178V177H154ZM171 178V179H170ZM179 178H181L180 179V181L182 180V177H180L179 176ZM185 177H183V179H184ZM263 178H264V176H263ZM28 178H26V180H27ZM40 179H42V178H39V181H40ZM43 179H44V177H43ZM94 179V178H93ZM127 180H129V178H126ZM177 179V178H176ZM199 181H198V180ZM205 178H204V180H206ZM214 179V178H213ZM216 179V178H215ZM214 179V180H215ZM31 179H29V181H30ZM127 180H126V183H127ZM172 180V181H171ZM230 180H228V181H230ZM238 180V181H237ZM239 180H241V181H239ZM260 180H261V178H260ZM15 181V182H14ZM20 181H21V179H20ZM87 181V180H86ZM130 181V180H129ZM135 181V182H134ZM152 181H154V180H152ZM156 181H158V179H156ZM172 183H171V182ZM176 181V180H175ZM175 181H174V183H175ZM186 181V180H185ZM210 181V180H209ZM242 181H243V184H244V186H247V189L245 190V187H241L240 188V186L241 185H243V184H240V186H238V184L239 183H242ZM263 181V180H262ZM5 182V183H4ZM25 182V181H24ZM31 182V181H30ZM36 182V181H35ZM34 182V183H35ZM41 182V181H40ZM54 182V181H53ZM171 184H170V183ZM184 182V180H182L181 181V183H183ZM202 182H204L203 180H202ZM206 182H207V180H206ZM223 182H221L220 184H221V186H224L222 183ZM235 182V183H234ZM239 182V183H238ZM26 183V182H25ZM24 183V184H25ZM27 183H28V181H27ZM37 183H38V181H37ZM131 183V182H130ZM129 182L127 183V185H129L130 184ZM173 183V184H174ZM180 183V184H181ZM236 183H238V184H236ZM14 184H16L17 186H15V188L13 189L12 188V186H14ZM20 184V183H19ZM22 184V183H21ZM40 184V183H39ZM51 184V183H50ZM49 184V185H50ZM77 184V183H76ZM97 184H98V182H97ZM143 184H146V183H143ZM153 184V183H152ZM155 184V185H156ZM169 184H170V186H169ZM176 184H178L177 185V187L178 186H180L179 185V182L178 183H176ZM184 184H185V182H184ZM206 184V183H205ZM26 185V184H25ZM28 185H32L31 183L29 184L28 183ZM34 185V184H33ZM45 185V184H44ZM64 184H62V187H64L63 186ZM132 185V183H131V186H133ZM181 185H183V184H181ZM185 185V186H186ZM264 185V183H262L261 184V186L259 187V189H257L256 191H255V193L256 192H258V195L259 194H263L262 196H264V187H262ZM22 186H23V184H22ZM27 186V185H26ZM26 186H25V188H26ZM116 186V187H117ZM130 186V185H129ZM130 186V187H131ZM176 186V185H175ZM210 186V185H209ZM213 186V185H212ZM221 186H220V188H221ZM20 187V188H19ZM31 187V186H30ZM33 187V186H32ZM197 187V186H196ZM256 187V189H254ZM101 188H102V186H101ZM100 188V189H101ZM122 188H123V191H122ZM127 188V187H126ZM132 188V187H131ZM131 188H128V189H131ZM140 188V187H139ZM142 188V187H141ZM179 188V187H178ZM200 188V187H199ZM233 188V189H232ZM236 188V189H235ZM251 188H253V189H251ZM29 189V187L27 188V190ZM119 189H118V191H119ZM222 189V188H221ZM235 189V190H234ZM243 189H244V191H243ZM22 190H24V189H22ZM42 190V189H41ZM43 190H44V187H43ZM63 190V189H62ZM102 190V189H101ZM139 190V194L141 195H139L140 197H143V195H142V193H140V192H142V191H140V189H138ZM168 190H171V193L169 194V192L167 193V191ZM193 190V189H192ZM230 190H233V191H235V192H232V191H230ZM241 190H240V192H241ZM249 190H248V193H249V195H251V197L250 198H252V197H259L260 198V195L258 196L257 195V193L255 194V193H253V194H251L250 192H249ZM8 191H6L7 193H8ZM56 191H57V189H56ZM59 191V190H58ZM103 191V190H102ZM128 191V190H127ZM130 191H132V192H130V193H132V194H130V196H132V195H134V191H133V189L132 190H130ZM190 191V190H189ZM205 191V192H204ZM22 192H24V191H21V192H18V193H20L19 195H21V193ZM31 192H32V190H31ZM104 192V191H103ZM101 193L102 195H104V193H106V194H108L107 193V191L106 192H104V193ZM188 192V191H187ZM198 192V191H197ZM222 192V193H221ZM228 194H227V193ZM242 192H241V195L242 196H240L239 198H242L244 195H245V197L243 198L245 201H246V198L247 199H249L248 197H246V195L248 194H246L245 192H244V194H242ZM7 193H4V194H1V196H3V195H5V196H8L9 195V193H8V195H7ZM29 193V192H28ZM128 193V192H127ZM143 193H145L144 191H143ZM189 193V192H188ZM191 193V192H190ZM207 193V192H206ZM221 193V194H220ZM235 193H237V194H235ZM55 194V193H54ZM78 194V193H77ZM129 194V193H128ZM180 194V193H179ZM185 194H187V193H185ZM196 194V195H195ZM200 194H202V193H200ZM232 194H235L234 196L236 197V198H234V197H231V198H229L228 199V197H230ZM256 196H255V195ZM23 195H25L24 193H23ZM22 195V197H20V199L21 198H24L25 196H23ZM42 195V194H41ZM57 195H58V193H57ZM189 195H187V196H189ZM193 195H195L196 196V198L193 196ZM204 195V196H205ZM228 195V196H227ZM230 195V196H229ZM237 195V196H236ZM252 195H254V196H252ZM107 196V195H106ZM111 196V195H110ZM129 196V195H128ZM173 196H175L176 198H174L173 199ZM189 196V197H190ZM32 198H33V196H31ZM36 197V196H35ZM39 196H37V198H38ZM48 197V196H47ZM46 197V198H47ZM51 197V200H52V195L50 196ZM108 197V196H107ZM137 198H138V196H136ZM184 197H186V198H184ZM203 197V196H202ZM201 197V198H202ZM218 196H217V198H219ZM256 197V198H257ZM12 198H13V196H12ZM17 197H15V199H16ZM31 198V199H32ZM54 198H55V196H54ZM111 198L113 199V197H110V201H111ZM115 198V197H114ZM133 198V197H132ZM177 198H179V199H177ZM187 201V202H189V203H187L184 199ZM199 200H198V199ZM207 197H205V199H206ZM233 198V199H232ZM239 198L237 199V200H239ZM254 198H252V200L254 199ZM264 197H261V199L260 200H263L264 201V199H263ZM20 199H18V201L20 200ZM196 199V200H195ZM204 199V198H203ZM211 199V198H210ZM210 199H209V202H212V199H211V201H210ZM231 199V201L230 202H227V201H225V200H230ZM243 199H241V200H243ZM258 199V198H257ZM22 200H24V199H22ZM34 200V199H33ZM32 200V201H33ZM37 200V199H36ZM165 200H167V202H168V204H164L165 202ZM207 201H208V198L206 199ZM214 200H218V199H216V197L213 199V201ZM234 201V205H233V201ZM256 200V199H255ZM254 200V201H255ZM28 201H30V199L28 200ZM53 201V200H52ZM81 201V200H80ZM113 201H114V199H113ZM116 201V200H115ZM183 201H185V205H184V203H183ZM219 201V200H218ZM218 201H216V202H218ZM244 201V202H245ZM257 201V200H256ZM255 201V202H256ZM31 202V201H30ZM44 202H46V200L44 201ZM44 202L42 203V204H44ZM78 202H79V200H78ZM205 202V201H204ZM204 202H199V203H201L200 205H196L195 206V210H193V216L196 214V213H198V216H197V214L194 216V217H196L197 219L199 218V220H198V222L199 223H203V221H200V220H202V217L201 216H204L203 218H204V224H199V223H197V221H196V225L197 224H199V225H202V226H205V224H207L208 225V223L210 224V223H214V224H221V225H223L221 222H224V221H226V219L224 220V221H222V219H224V218H220L219 216H216V217H214V215L212 214V213H210V211H206V213H205V210H203V208H199V211H198V209H197V206L199 207V206H201L202 207V205L204 206V209H205V207H206V205L209 203V202H207V204L206 203H204ZM215 202V201H214ZM220 202V203H221ZM241 202V201H240ZM252 202V201H251ZM250 202V203H251ZM48 203V202H47ZM60 203V202H59ZM80 203V202H79ZM109 203V202H108ZM111 203H113V202H111ZM116 203H117V201H116ZM133 203V202H132ZM219 203V202H218ZM258 203H259V200H258ZM261 203V205L259 204L258 206H257V204H256V207H255V209L257 208V207H260V206H262V208H263V210H262V208H258L259 210L257 211V212H259V214L260 213H264V203H262V202H260ZM10 204H11V202H10ZM23 204H25V202L23 203ZM22 204V205H23ZM29 204V203H28ZM28 204H25V205H27V207H29L30 205H31V203H30V205L28 206ZM41 203L39 202V205H40ZM41 204V205H42ZM119 204V203H118ZM188 204H193V205H191L189 208L190 209H188L187 208V206H189ZM210 204V203H209ZM208 204V205H209ZM215 204V203H214ZM252 205H255L254 204V202L253 203H251ZM263 204V205H262ZM14 205V204H13ZM24 205V206H25ZM36 205H38V204H36ZM35 205V207H37ZM60 205H61V203H60ZM108 205H110V203L108 204ZM130 205V204H129ZM129 205H128V207H129ZM130 205V206H131ZM207 205V206H208ZM211 205H213L212 203H211ZM221 205V207H222V204H220ZM229 205V204H228ZM227 205V207H229L228 209H230L229 211L233 214V210L231 211V207L230 206H228ZM250 205V204H249ZM12 206V205H11ZM117 206V205H116ZM184 206L188 209V210H186V208H184ZM218 206V205H217ZM17 207H19V204H18V206ZM16 207V208H17ZM26 207V206H25ZM41 206H39V208H40ZM43 207H45V209L47 208V206H45V204H44V206L42 205V208ZM181 207H183V208H181ZM209 207V206H208ZM207 207V208H208ZM225 207V206H224ZM227 207H225V208H227ZM42 208H40V209H42ZM124 208H126V207H124ZM194 208V207H193ZM212 208V207H211ZM253 208V207H252ZM34 209V208H33ZM33 209H32V211H33ZM44 209V208H43ZM42 209V210H43ZM140 209H142L141 211H139ZM201 209L203 210L202 211V213H201ZM213 209H215L214 208V206H213V208L211 209V210H213ZM218 209V208H217ZM220 209H223V207L222 208H220ZM227 209V210H228ZM254 209V210H255ZM14 210V209H13ZM26 210V209H25ZM28 210V209H27ZM35 210L36 211H33V212H31L30 211V213L28 214V215H34L32 218H30V219H33V218H35V216H38V230H45L46 229V227H45V225H46V223L44 224V222L42 221V219L44 220L45 219V215L44 216H42V217H44V218H41V217H39V215H37V213H38V211L39 210H37V208H35ZM62 210L63 211H68V212H72V207L71 206H67V205H64L63 206V208H62ZM113 210V209H112ZM128 210V209H127ZM133 210V209H132ZM177 211V212H180V213H182V211ZM208 210H210V207L208 208ZM225 210V209H224ZM224 210H223V212H224ZM245 210V209H244ZM257 210V209H256ZM111 211V210H110ZM124 211V210H123ZM23 212V211H22ZM25 212V211H24ZM23 212V213H24ZM29 211H27V213H28ZM36 214H35V213ZM42 212V211H41ZM62 212V211H61ZM112 212V211H111ZM130 212V211H129ZM190 212V211H189ZM195 212V213H194ZM204 212V213H203ZM214 212H215V214H216V212H217V214L219 213V211H215L214 210ZM222 212V211H221ZM226 212V211H225ZM224 212V213H225ZM230 212H227V213H230ZM256 212V213H257ZM45 212H43L42 214H44ZM47 213V212H46ZM45 213V214H46ZM107 213H108V211H107ZM122 213V212H121ZM133 213V212H132ZM166 213H168V214H166ZM180 213H178V214H180ZM185 213H183V214H181V217L183 218V215L185 214ZM191 213V214H192ZM200 213L202 214L201 216H200ZM249 213V212H248ZM255 213V214H256ZM14 214H15V212H14ZM12 215V213L10 214V217H14L15 215ZM125 214H128V211H127V213H125ZM124 214V215H125ZM213 215V217H212V215ZM220 214V213H219ZM240 214V213H239ZM243 214H245V213H243ZM247 214V213H246ZM258 214V213H257ZM256 214V215H257ZM24 215V214H23ZM27 215V214H26ZM25 215V216H26ZM47 215V214H46ZM60 215V214H59ZM63 215V214H62ZM123 215V214H122ZM208 215V216H207ZM209 215H211L210 217H209ZM221 215V214H220ZM223 215V214H222ZM221 215V216H222ZM234 215V214H233ZM233 215L230 217V218H232L233 220L232 221H230L229 223H233V224H231V225H233V227H228V228H230L229 230L230 231H232L231 229H234V231H232V232H230V235H233V233H235L236 231V233H235V235H233V236H228V234L227 235H225V234H223L221 231V233H220V235L221 236H216L217 234H213V236L211 237L210 236V240L211 241H206V242H204V243H202L201 242V238L199 239V237H200V235H198V237H197V241L199 240V242L201 243V246H204L205 245V249L206 248H208V249H206V250H204V247L202 248L201 246H200V243L199 242H197L198 244H199V246L201 247V251H199V256H198V259H203V258H208L209 260L208 261H210L208 264H212L213 262H215V261H217V262H219V264H224V263H227V264H264V220H261V221H259V220H256V221H254V218L253 217H248V219L246 218V219H244L243 217L242 218H238V219H240V220H236V217H235V215L237 216V217H239L240 215H237V213H235V215H234V217H233ZM251 215V214H250ZM261 216L263 215V214H260ZM141 216V215H140ZM139 216V217H140ZM180 216V215H179ZM206 216H207V218L208 219H210L209 221L208 220H206ZM245 216V215H244ZM249 216V215H248ZM62 217V216H61ZM121 217V216H120ZM123 217V216H122ZM135 215L132 217L133 219H138V217H135ZM180 217V218H181ZM187 217H188V215H187ZM200 217H201V219H200ZM241 217V216H240ZM16 218V217H15ZM28 217H27V219H29ZM47 218H49V217H47ZM46 218V219H47ZM56 218V217H55ZM59 217H58V215H57V218L56 219H58ZM66 218V217H65ZM64 217H63V219H64V221L66 220ZM125 218H127V219H131V220H133L132 218H130L128 215L127 216H125ZM142 218V217H141ZM179 218V217H178ZM181 218V219H182ZM186 220H185V219ZM182 220H176V222L178 221V226L179 225H183V223H186L189 219H187L186 217H184ZM189 218V217H188ZM251 218H253V220L251 219ZM264 218V215L262 216V219ZM140 219V218H139ZM174 219V218H173ZM176 219H177V217H176ZM196 219V220H197ZM212 219V220H211ZM257 219V218H256ZM53 220V219H52ZM51 219L49 220L50 222L52 221ZM80 220V219H79ZM101 220V219H100ZM130 220V221H131ZM208 222V223H205L206 221ZM9 220H7V222H8ZM14 221V219H12V220H10V222H13ZM56 221V220H55ZM63 221V220H62ZM125 221V220H124ZM127 222H130V221H128V220H126ZM139 221V220H138ZM164 221V220H163ZM167 221V220H166ZM175 221V220H174ZM184 221V222H183ZM186 221V222H185ZM190 221V220H189ZM9 222V223H10ZM29 222V221H28ZM28 222H25L27 225H29V223ZM61 222V221H60ZM169 222V221H168ZM176 222H174V223H176ZM183 222V223H182ZM195 221L193 220V223H194ZM220 222V223H219ZM9 223H7V224H9ZM14 223H16V220L14 221ZM36 223V224H37ZM65 223V222H64ZM67 223H68V220H67ZM85 223V222H84ZM119 223V222H118ZM149 223V222H148ZM180 223V224H179ZM182 223V224H181ZM228 223V224H229ZM12 224V223H11ZM18 224V223H17ZM25 224V225H26ZM35 224V223H34ZM76 224V223H75ZM81 224H82V222H80V226H78L79 225V223H78V225L76 226V225H73V224H68L67 226L66 225H64V227H63V224L62 223H57V224H55L54 226H52V227H50L49 228V225H48V228L45 230V232H49V231H51L50 229H54V230H57L58 232H59V230H61V231H63V228H66V227H70L71 225L74 227V229H78V230H80V234H79V236H82L81 235V232H82V230L85 232H87L88 231V229H86L87 228V226L85 227V225L83 224L82 225V227H81ZM134 224V223H133ZM146 224H147V222H146ZM146 224H144V225H146ZM152 224V223H151ZM166 224H168V223H166ZM188 224H190V223H186L185 225H187V227L185 226V225H183V227H185L184 229L186 230V231H188ZM195 224V223H194ZM213 224V226L214 227H216L215 225ZM225 224V223H224ZM227 223L225 224V226L224 227H226V225H228ZM141 225H143V224H140V223H135L133 226L134 227H136L135 229H133L134 231L135 230H137V229H139V228H141L140 226ZM143 225V226H144ZM148 225V224H147ZM155 226H159V225H157V224H154ZM177 225V224H176ZM175 225V226H176ZM9 226H10V224H9ZM15 226V228H19V230H20V227H19V225H18V227H16L17 225L15 224L14 225ZM95 226H97L96 224H95ZM132 226V227H133ZM181 226H179L178 227V229H180L181 231H182V234L181 235H183L184 233H185V235L183 236V237H185L187 234H188V237L186 236V238L187 239H191V241L193 240L194 241V239L196 238H194V237H192V236H194L195 234L193 233V232H196V234H198V232H200V231H198L199 229H197V226H196V231L194 230H189V233L188 232H185L184 231V229L182 228H180ZM191 226L192 227H195V226H193L192 224H191ZM190 226V227H191ZM210 226V225H209ZM209 226H208V229H209ZM212 226V225H211ZM229 226H230V224H229ZM22 227V226H21ZM98 227V226H97ZM133 227V228H134ZM160 227V226H159ZM174 227V226H173ZM198 227H200V226H198ZM205 227H207V226H205ZM213 227V228H214ZM14 228V229H15ZM23 229L25 228V227H22ZM30 228H31V226H30ZM32 228H33V226H32ZM32 228H31V231H32ZM43 228H45V229H43ZM104 228V227H103ZM108 228H109V226H108ZM110 228H113L112 227V225H110ZM147 228V227H146ZM151 228L153 229V225H151ZM151 228H150V230H149V226H148V228L147 229H145V230H148V231H152L151 230ZM154 228H156V227H154ZM169 228H171V230H172V227H168V229ZM204 228V227H203ZM213 228H211L210 227V232L212 231L211 229H213ZM218 228V227H217ZM227 228V227H226ZM8 229V228H7ZM69 229V228H68ZM116 229V228H115ZM127 229V228H126ZM175 229H177V228H175ZM190 229H192V228H190ZM194 229V228H193ZM202 228H200V230H201ZM205 229V228H204ZM216 228H214V230H215ZM219 229H221L220 228V226H219ZM218 229V230H219ZM222 229H223V227H222ZM25 230V229H24ZM141 230V229H140ZM144 230V231H145ZM171 230H169V232L168 231H166V232H168V234H167V236L169 235V236H173L172 238H174V236L175 235H171L172 233H174L173 231L171 232ZM180 230H179V232H180ZM217 230V229H216ZM226 230V229H225ZM228 230V231H229ZM6 231V230H5ZM10 231H12V229L11 230H9V232ZM26 231V230H25ZM37 232V229L36 230H34L33 229V231L31 232V233H33V232ZM143 230H142V232H139V233H135V234H133V237H134V242H137L139 245H141V246H143V247H145L146 249H147V252H146V250H144V251H136V250H134V251H136V252H134L135 254H137L136 256H133L134 254H131V256H129V255H127L126 257H123L122 259H119V262H120V264H199V263H194V262H192L191 260V257L189 258V256L190 255H188V254H186L187 252H179V251H175L176 253H173V251L171 252V250H170V252H167L166 250H163L162 251V249H161V251L160 250H158L157 251V258L154 256V254H156L154 251H153V254H152V252H151V250H153V249H156L157 247L156 246H154V245H151L150 243H149V239L150 238H152L153 240H159V238H155V235L154 234H151V233H149L150 234V236H148V235H146V233L145 232H147V231H145L144 232ZM191 231H193V232H191ZM202 232H205V230L203 231V229L201 230ZM223 231V230H222ZM13 232H15L16 233V229H15V231L13 230ZM13 232L11 233V235L13 234ZM19 232V233H18ZM17 233L19 234V236H20V232L21 231H18ZM43 233H45L44 231H42ZM41 232V233H42ZM64 232V231H63ZM72 232V231H71ZM114 232H117L116 234H117V237H119L118 236V232L119 231H117V229H116V231H114ZM130 232V234H131V230L129 231ZM176 232V231H175ZM178 232V231H177ZM225 232V231H224ZM226 232H227V230H226ZM5 233H7V232H5ZM16 233V235H18ZM30 233V232H29ZM76 233H77V231H76ZM83 233V232H82ZM124 233V232H123ZM123 233L121 234L122 236H123ZM148 233V232H147ZM162 233H164L163 231H162ZM193 233V234H192ZM206 233H209V230H208V232H206ZM205 233V234H206ZM219 233V232H218ZM229 233V232H228ZM40 234V233H39ZM46 234V233H45ZM45 234H43V235H45ZM50 234V233H49ZM53 234V236H55L54 235V232L52 233ZM93 234V233H92ZM94 234H95V232H94ZM97 234V233H96ZM95 234V235H96ZM104 234V233H103ZM102 234V236H104ZM126 233H124V235H125ZM130 234L128 233V235L130 236ZM159 234V233H158ZM156 235V237L158 236V237H161V233H160V235ZM180 234V233H179ZM189 234H192V235H189ZM225 235V236H223V235ZM11 235H4V233H3V237L1 236V238L2 239H4V244H5V241L7 240V239H9L10 237H14V236H11ZM13 235H15V234H13ZM29 235V234H28ZM33 235V234H32ZM62 235H63V233H62ZM72 235H74L73 233H72ZM71 235V236H72ZM127 235V234H126ZM165 235H166V233H165ZM212 235V234H211ZM215 235V236H214ZM219 235V234H218ZM30 236V235H29ZM34 236H35V234H34ZM37 236V235H36ZM35 236V237H36ZM40 236V235H39ZM38 236V237H39ZM57 236H59L58 235V233H57ZM71 236H70V238H71ZM111 236H112V234H111ZM110 236V237H111ZM191 236V237H190ZM197 236V235H196ZM16 237H18V236H16ZM21 238H22V240L23 239H25V238H23L22 236H20ZM19 237V238H20ZM31 238H29L30 240H28V238H26L27 239V241H31V239L33 240H37L36 242H38V245H40L41 247H39V246H37L36 248H42V242L40 241V239H44V238H41L40 237V239L38 238V237H36L37 239H35V237L34 238H32L33 236H30ZM51 237V236H50ZM69 237V236H68ZM109 237V238H110ZM116 237V238H117ZM124 237H126V236H124ZM128 237V236H127ZM131 237V236H130ZM178 237V236H177ZM1 238H0V240H1ZM75 238V237H74ZM79 238V237H78ZM103 238V237H102ZM186 238H185V240H186ZM208 238V237H207ZM53 239H55L54 237H53ZM57 239V238H56ZM62 239V238H61ZM66 239H68V238H66ZM76 239V238H75ZM114 239V238H113ZM118 239V238H117ZM120 239H122V237L120 238ZM128 239H129V237H128ZM133 239V238H132ZM208 239V240H209ZM232 239H233V241H232ZM33 240V241H34ZM78 240V239H77ZM115 240V239H114ZM46 241V240H45ZM72 241V240H71ZM92 241V240H91ZM122 241V240H121ZM128 240H126V242H127ZM150 241H151V239H150ZM156 241V242H157ZM163 241V240H162ZM190 241V240H189ZM204 241V240H203ZM35 242V244L37 245V243ZM58 242H60L59 240H58ZM66 242H68V241H66ZM86 242V241H85ZM115 242V241H114ZM133 242V241H132ZM195 242H196V240H195ZM219 242H220V246H222L221 248H220V246L218 245L219 244ZM2 243H3V241H1V245H2ZM84 243V242H83ZM95 243H96V241H95ZM98 243V242H97ZM94 244V243H92L94 246L96 245V247H97V245H99V243L98 244ZM162 243V242H161ZM187 243H188V241H187ZM196 243V244H197ZM208 243V245H206V244ZM231 245V244H233L234 246L229 250V251H227L226 250V245L228 246L229 244ZM27 244H29L30 245V247L31 248H33L31 245H32V242H31V244L29 243V242H27ZM27 244H23V245H27ZM44 244V243H43ZM58 244H60V243H58ZM67 244H69V246L70 247H72V244L70 243V242H68ZM67 244H65V246H67ZM71 244V245H70ZM89 244V241H87L86 243H84L83 245H82V243H81V245L80 246H78V247H82V252L84 251V250H88L87 252L88 253H86V251H85V253L87 254V258H88V260H86V262H84V264H111L110 262H111V260L112 259H110V254H109V252L107 251V253H104V256H103V258H97L98 256H96V255H98V254H95V252H96V250H95V252H93L94 254H92L91 256H89L91 253L89 252V248H88V246H90V245H88ZM177 244H179V243H176V245ZM197 244V245H198ZM22 245V244H21ZM29 245H27V246H29ZM33 245H34V243H33ZM48 246H46L47 248H50V245L51 244H47ZM57 245V244H56ZM112 245H113V241H112ZM170 245H172V244H170ZM183 245V244H182ZM3 246V245H2ZM54 246H55V244H54ZM64 246V247H65ZM100 246V245H99ZM107 246V245H106ZM115 246V245H114ZM113 246V247H114ZM122 246V245H121ZM175 246V245H174ZM199 246H196V247H199ZM4 247H6L5 245H4ZM3 247V248H4ZM25 247V246H24ZM30 247H28V248H30ZM35 247V246H34ZM52 247L53 246H51V249H52ZM56 247V246H55ZM54 247V248H55ZM57 247H60L59 245L57 246ZM57 247H56V249H57ZM110 247H111V245H110ZM119 247H120V245H119ZM124 247V246H123ZM179 247V246H178ZM177 247V248H178ZM237 247H240V248H245V249H247L248 248V250H246V251H244V252H240L239 250H237ZM8 248V247H7ZM14 248V247H13ZM13 248H12V250H13ZM19 248V247H18ZM18 248H16V249H18ZM27 248V247H26ZM36 248L34 249V251L36 250ZM107 248V247H106ZM121 248V247H120ZM125 249H126V251H128L129 252V248H128V246H127V248L126 247H124ZM135 248V247H134ZM133 248V249H134ZM181 248V247H180ZM185 248V247H184ZM46 249V248H45ZM64 249V248H63ZM73 249V248H72ZM77 249V248H76ZM91 249V248H90ZM101 249V248H100ZM123 249V248H122ZM128 249V250H127ZM142 249V248H141ZM193 249V248H192ZM244 249V250H245ZM24 250V249H23ZM33 250V249H32ZM38 250V249H37ZM36 250V251H37ZM40 250V252L38 251L37 253H38V256L40 257H42V252H43V250L42 249H39ZM50 250V249H49ZM57 250H59V248L57 249ZM56 250V252L58 253V251ZM66 250V249H65ZM79 250V249H78ZM103 250V249H102ZM186 250H187V248H186ZM33 251V252H34ZM91 251V250H90ZM97 251H98V249H97ZM100 251V250H99ZM51 252V251H50ZM59 252H61V250L59 251ZM77 252V251H76ZM81 252V251H80ZM80 252H77V254L79 253V255H80ZM113 252V251H112ZM145 252V253H144ZM190 252V251H189ZM223 252V253H222ZM18 252H17V250H16V254H17ZM21 253V252H20ZM23 253V252H22ZM31 253V252H30ZM36 253V252H35ZM35 253H32V254H35ZM54 253H55V251H54ZM53 252H52V254L53 255H55ZM56 253V254H57ZM62 253H64V254H66L63 250H62V252H61V254ZM84 252L82 253V254H85ZM97 253V252H96ZM124 253V252H123ZM122 253V254H123ZM173 253V254H172ZM224 254V256H221L220 254ZM28 254V253H27ZM26 253L25 254H23V255H19V254H17V255H19V257L17 256V255H15V256H17V258H18V260L22 263V262H25L27 259H31V257L30 256H28ZM32 254H31V256H32ZM48 251H47V253H46V255L48 256ZM59 254V253H58ZM67 254H68V252H67ZM72 254V253H71ZM76 254V253H75ZM85 254V255H86ZM100 254V253H99ZM125 254V253H124ZM123 254V255H124ZM198 254V253H197ZM36 255V254H35ZM35 255H34V257H35ZM45 255V253H44V256H46ZM51 255V254H50ZM53 255H52V257H51V259H53V260H55V262H54V264H60V260L62 261L63 260V257L65 256V255H63L62 254V259L60 258V259H57V258H55V257H53ZM70 255V253L67 255V256H69ZM37 256V255H36ZM37 256V257H38ZM46 256V257H47ZM66 256V257H67ZM72 256V255H71ZM76 256V255H75ZM83 256V255H82ZM125 256V255H124ZM159 256H161L162 257V261L161 260H159L158 259V257ZM197 256V255H196ZM36 257V259H35V261L37 262V263H39V264H45L47 261L45 260L46 259V257L45 258H42V259H40L39 257L37 258ZM66 257H64V258H66ZM77 257V256H76ZM99 257H102V256H100L99 255ZM113 257V256H112ZM50 258V257H49ZM128 258V259H127ZM47 259H48V257H47ZM51 259H49V260H51ZM67 259V258H66ZM65 259V260H66ZM84 259V258H83ZM113 259H114V257H113ZM116 259H118V258H116ZM156 259H158V260H156ZM65 260H63V262H65ZM115 260V259H114ZM113 260V261H114ZM204 260V259H203ZM112 261V262H113ZM117 261V260H116ZM158 261H160L161 263H159ZM197 261V260H196ZM36 262H35V264H36ZM45 262V263H44ZM62 262V263H63ZM72 262V261H71ZM119 262H118V264H119ZM199 262V261H198ZM65 263H67V262H65ZM114 263V262H113ZM206 263V264H207ZM31 264V263H30ZM47 264H48V262H47ZM52 264V263H51ZM79 264V263H78ZM81 264V263H80Z\"/></svg>",
    "mask_w": 264,
    "mask_h": 264
},
{
    "label": "rangeland",
    "instance_id": "obj_2",
    "mask_svg": "<svg viewBox=\"0 0 264 264\" xmlns=\"http://www.w3.org/2000/svg\"><path fill=\"white\" fill-rule=\"evenodd\" d=\"M1 1V0H0ZM3 1V0H2ZM9 1V4H11V8L9 9L7 6L9 5L8 3H6L7 4V6L5 7V6H3L4 4H1V2H0V7H1V5L4 7V8H8L7 9V12L8 13H6L5 11V17L3 18V20L2 21H0V25H3L4 27H7V29H6V32H3V33H0L1 34V36H0V40H1V38H4L5 39V37H6V33L7 32H9V31H13V30H18V29H25L26 28V25H28V24H34V25H36L37 23H39V25L42 27V28H35V30H30V33L31 32H36L37 30L38 31H48L49 30V33H47L48 34V36L50 37L52 34L54 35V36H57L58 38H61L60 39V43L63 45H61L60 43V45H61V47H62V50L60 51L59 49H58V52H56L57 51V49H55L52 53H54V54H57L58 55V59H60V61L58 62V64H59V68L57 69V70H55V71H51L50 69L47 71V69L46 70H44L48 75H46L47 77H46V80H45V84H44V86H52V84H54L56 81H57V79L60 77V75H61V71H62V66L64 65V58L66 57V54H65V51L66 50H68L69 49V51L67 52V54H71L70 56H73V57H82L84 54L83 53H79V54H73L72 55V51H73V49H74V51L76 52V50H78V47L80 48V43H82V41L84 42V44L85 45H94V43L92 42H90V40L92 39V41L94 40L96 43H98L97 42V40L96 39H99L98 41L101 43H103V41L104 42H106V39L108 40V38H106L105 39V37H103L100 33H98L99 31H102L103 30V32L104 31H107V33L108 32H114V36H113V40H117V41H120L121 39H123L122 41H121V43H122V45H120V43L118 44V43H116L115 41H114V43L112 42V44H111V47H113V48H116L117 47V45H118V49L116 48V49H112V50H114V51H112V53H109L110 52V50L109 51H106V52H108L109 53V55H106V54H108V53H105V55H104V53H103V55H104V57H105V59L104 60H101L102 61V67L100 66V68H98V71H97V69H96V71H94L93 72V74H91L90 73V76H92L90 79H89V77L86 79V77H82V75H81V79H80V76L77 74V72H76V70L74 71V69H73V71L71 72V75H72V78H71V76H69L70 77V79L72 80V82L73 83H70L71 82V80L70 79H68V80H70V82L66 79V78H68L67 77V73H65V77H64V75H63V77L62 78H64V83H66L65 84V89L64 88H62L61 89V91H62V95H60L61 94V91L60 90H57V92H55V94L58 96H60L58 99H56V100H58V101H54L51 105H55V106H51L52 108H53V110H52V108L50 107V109L52 110L51 111V114L52 113H54V115H55V113H56V115L53 117L54 119H56V121H58L57 123H58V125L59 126H67L68 125V132H72V131H74L73 130V128L75 129L76 127H81L82 126V128L84 129L83 131H87V132H85V133H87L86 134V136H87V138L89 137V135L91 136V137H89L90 139L92 138H94L93 140H95V139H97V138H99V140L100 139H104V137H106L107 139H108V137H109V141L111 142L112 140H113V138H110V137H113L114 136V140H116V141H112V143H114L115 144V146L117 145V147L119 146L120 148L119 149H123V151L124 152H126L125 154L123 153V151H122V154H124V155H126V154H129L128 156L129 157H132V161H131V163H124V162H122L120 159H121V157L119 158L118 156H116L115 155V152H113V151H111V147H109V150H107L106 148H104L103 146H101V148H100V150L98 149H96V148H92L91 147V144H89L88 145V143H87V145L88 146H83L82 147V150L84 151L83 152V157L81 158L82 160H76L77 162L75 163V166H74V164H72L73 162L72 161H69V159H66L65 158V155H66V153H65V151L63 150V149H59L58 150V152H54V150H52V144H49V149H48V152L50 153H48L47 152V154H49V156H47V154H46V152L44 153V151L41 149L40 151H43V154L42 155H40L41 154V152L40 151H36V153L33 155H31V156H29V160H28V162H27V164H26V159H23L25 162V164H20L22 167H26V166H29L30 167V169L28 170V171H26V170H24L25 172H24V174L25 175H23V173H21V177L19 176V174H20V172H17V173H19V174H17V173H15L17 176H15L14 177V179H16V183L20 186V187H22L21 188V191H24V192H22L21 193V195H19L20 193H18V192H21L19 189L17 190V194H16V196L15 195H13L14 194V192H12L13 194H11V193H9V192H11V191H8V190H6V189H11L10 187L9 188H6L7 187V185L9 186H11V184H7V182H6V184H3V186L5 185V187H4V192L3 193H1L0 192V238H1V236L3 235V233H4V235L6 234V235H11V233L13 232V230L15 231V229H16V233L18 232V231H21L20 232V236H24L23 238H25V239H23L22 240V238L19 236V232L17 233L18 235H16V233L15 232H13V234H15V235H11V236H14V237H10L9 239H7L6 241H5V244H4V239H2L1 238V240H0V264H35V259H36V257L38 256V251L40 252V250L39 249H42L43 250V252H42V257L40 256H38L40 259H42V258H45L47 255H46V253H47V251H48V259H47V257H46V261L48 262V264H54V262H55V260H53V259H51V257H52V252L54 253V251H55V255H53V257H55V258H57V259H60L61 257H62V254L63 255H65L64 257H66L69 253H70V255L69 256H67L66 258H64L63 257V260H65V262H67V263H65V262H63V260L61 261L60 260V264H84V262H86V260H88V256H87V254L86 253H88L86 250H84L83 252L85 253V251H86V255L85 254H82L83 252H82V247H78V246H80L81 245V243H82V245L84 244V243H86L87 241H89V244L88 245H90V246H88V248H89V252L91 253L89 256H91L92 254H94L93 252H95V250H96V252H95V254H98V255H96V256H98L97 258H103V256H104V253H107V251L109 252V254H110V259H112L111 260V264H118V262H119V259H122L123 257H126L127 255H129V256H131V254H134L133 256H136L139 252L138 251H144V250H146V252H147V249L145 248V247H143V246H141V245H139L137 242H134V237H133V234H135V233H139V232H142V230L144 231L145 229H147L148 228V226H149V230H150V228H151V225H153V229L151 228V230L152 231H148V230H145V231H147V232H145L146 233V235H148L149 233H151V234H158V235H160V233H161V237H156V235H155V238H159V240L157 241V240H153L152 238H150L151 239V241H150V239L148 240L149 241V243L151 244V245H154V246H156L157 248L156 249H153V250H151V252H152V254H153V251L156 253V254H154V256L157 258V251L158 250H160L161 251V249H162V251L163 250H168L167 252H170V250H171V252L173 251V253H176L175 251H179V252H187L186 254H188V255H190L189 256V258L191 257V261L192 262H194V263H199V264H206L207 262L209 263L210 261H208L209 259L208 258H203V259H198V256H199V251H201V247L203 248L204 247V250H206V249H208V248H206L205 249V245L204 246H201V243L199 242V240L197 241V237H198V235H200V237H199V239L201 238V242L202 243H204V242H206V241H211L209 238H210V236L212 237L213 236V234H217L216 236H221L220 235V233L222 232L223 234H225V235H227L228 234V236L230 235V232H232V231H234V229H231L232 231H230L229 229L231 228V227H233V223H229L230 221H232L233 219L232 218H230L233 214L235 215V213H237V215H240L239 217H237L236 215H235V217H236V220H240V219H238V218H244V219H248V217H253L254 218V221H256V220H259V221H261V220H264V218L262 219V216L264 215V213H260V214H263L262 216L259 214V212H257L259 209L258 208H262V206H260V207H257L256 209H255V207H256V204H257V206L260 204L261 205V203L260 202H262V203H264V201L263 200H260L261 199V197H264V196H262L263 194H259L260 195V198L259 197H257L255 194L257 193V195H258V192H256L255 193V191L257 190V189H259V187L261 186V184L262 183H264V178H263V176L264 175H258L257 173H251V174H253V175H255V176H253V175H251V174H248V173H250V170L248 171V173L246 172L245 173V175H244V170H242V169H244L245 167L246 168H249V169H252L253 170V168L252 167H254V166H252L251 164H247L246 163V165H245V163L243 162H238V160H235V159H233V158H230L229 159V161H226V160H228L227 158H225L224 157V155L226 154V153H224L222 150H217V149H215L216 151L215 152H217L218 154L220 153V156H222V153L224 154L223 155V159H221V161H220V159L219 158H222V157H220L219 156V158H215L214 157V155L216 156V157H218L217 156V153L216 154H214V155H212L211 157H210V155L211 154H213V152H210V154H209V152L208 153H206V150H204V148H206V145H204L203 143L201 144V142H199V143H197L195 140H194V138H195V136H194V132H195V130L193 131L192 130V128H201V126H199V127H194L195 126V124H193V126L191 125V124H189L188 122H189V120L187 119V118H182V119H186L187 121H184L183 122V120L181 121L182 122V125L181 124H179V126H176V125H178L177 123L178 122H176L175 121V124H173L172 123V125L173 126H176V127H180V128H177V129H180L181 131H182V129H183V131L181 132V131H178L177 129H176V127L174 128L172 125H170L169 123H171V122H169L170 121V119H172V117L174 116H170L171 118L170 119H167V118H163V117H161L163 120H161V118H159V120L157 119V118H154V121H152V119H150L151 120V122H149L150 120H148L147 118H146V116H148V114H145V113H150V118H151V113L153 112H156L154 109H153V107L151 108V105L150 104H146V102L144 103V102H142L145 106V109L143 108L142 110H144L143 111V113H142V110H141V112H140V110L138 109V108H140V107H142L143 106V104L141 103V101H138L139 102V104H137L138 102H135V101H133L132 102V106L134 107L133 108V110H134V113L133 114H135V115H133L132 117H131V115L129 114V113H127V112H124V113H126V114H124V113H122L121 114V112L122 111H125L126 110V107H125V105H124V101L121 99V95H122V91H120V89L122 90V86H123V84H127L125 81H127L128 82V80L130 81V78L132 77V71H131V74L129 75V76H127V73H124L123 72V68H124V66H127V62L129 61L130 63H134V65H138V61L139 60H141V58L143 59V61H144V63H148V59H146V57H144L143 55H145L146 56V54H147V48H148V46H147V44H148V42L149 41H151V40H154V39H157V38H159L161 35L163 36V34H164V37H167L169 34H171V31L172 30H174L176 27H179L181 24H184L186 27L188 26V27H192V28H198V23L196 22V16H197V14L199 13V11L200 10H202V9H209V6H212V4H215V2H216V0H167V1H164V6L162 7V3H160V2H158V0H131L133 3H135L136 1H140L141 3L143 2L144 3V5L147 3L148 4V6L147 7H149L151 4H152V6L155 4H157V5H159V3H160V5L158 6V10L159 9H161L162 11L163 10H166L167 8H169L170 7V3H171V8H169V9H167V10H169V11H174V17H176L177 16V18L179 19V22L178 23H176L175 22V20L176 19H172V20H168V21H161V22H159V21H155V19H150L149 21H151V22H149L148 24H149V27L147 28V30L146 31H142V32H137L136 31V29H135V27H134V25H132V24H130V23H127L125 20H124V18H117V13L116 12H118V11H122V9H126L128 6H131L129 3H131V2H129L128 1V3H125L124 4V2L122 3V1L121 0H119L121 3H122V5H121V7H119L120 5H119V3H118V5L116 4L117 2L115 1V0H112L111 2L112 3H104L105 5L107 4L108 5V8H107V6L105 7V5H104V7L106 8V11L104 10L105 8L103 7V5H102V2H101V0H98L97 1V5H98V7H99V4L101 3V5H102V10H104V11H102V12H100L99 10V8L97 7V5L96 4H94V7H95V5H96V7L98 8V9H95L94 7H93V5L91 6L90 5V3H92V2H90L89 1V3H88V0H87V2L86 3H88V5H90V7L89 6H87V4H84L85 3V1L84 0H79V2H74L75 0H73V1H69V0H67V1H69V2H67L66 0L64 1V0H37V2H35V3H38L39 1H40V3H38V5H37V8H42L41 10H45L46 8L48 9V11H42L43 13H41V12H39V11H37L36 9V11H34V7L33 6H36V5H31L30 3H31V1H29V4L28 3H24V1H20V0H8ZM50 1H52V2H54V3H52V2H50ZM118 1V0H117ZM118 1V2H119ZM174 1H176V2H174ZM229 1H233L232 3L230 2L229 3ZM236 0H225V3L226 2H228L229 4H231L230 6H235V7H238V5H237V3L235 2ZM243 1H245V0H243ZM248 1H250V0H247L246 2H248ZM252 1V0H251ZM5 2H7V0H5ZM33 3H34V0L32 1ZM64 2H66V3H64ZM71 2H74V3H72L73 5H71L72 7H74V6H77L78 8V10H80V11H77V9H75L76 11H77V13H78V15L76 14V11H74V9L72 10V7H71V9H70V11L67 9V11L65 12V9H64V7H62L61 5L64 3V4H66L67 5V3H68V5H67V8H68V6H69V4H71ZM162 2V1H161ZM199 2V3H198ZM34 3V4H35ZM76 3V4H75ZM83 3V4H82ZM132 3V4H133ZM137 3V2H136ZM139 3V2H138ZM154 3V4H153ZM169 3V4H168ZM177 3L179 4V5H177ZM186 3V4H185ZM212 3V4H211ZM235 3V4H234ZM250 3V2H249ZM5 4V5H6ZM26 4H28V6H26ZM40 4V5H39ZM45 4V5H44ZM46 4H48V5H46ZM63 4V5H64ZM128 4V6H126V8H125V5H127ZM172 4H173V6H172ZM208 4H209V6H208ZM229 4H228V10L231 8L230 6H229ZM32 7H31V6ZM88 7H86V6ZM100 5V6H101ZM110 5V6H109ZM115 5H117V6H115ZM155 5H154V7H155ZM196 5V6H195ZM207 5V6H206ZM10 6V5H9ZM29 6L32 8H30L31 10H28L29 9ZM39 6V7H38ZM40 6H42V7H40ZM51 6V7H50ZM80 6V7H79ZM84 6V7H83ZM134 6V5H133ZM136 6V5H135ZM145 6V7H146ZM152 6H150V7H152ZM168 6V7H167ZM15 7H16V9H15ZM44 7H45V9H44ZM85 9V7L87 8V9H89V8H91V9H89V10H87V9H83V8ZM132 7V6H131ZM131 7H128V9L129 8H131ZM162 7V8H161ZM167 7V8H166ZM172 7H173V9H172ZM175 7V8H174ZM200 9H199V8ZM249 7V6H248ZM248 7L247 6H245L244 7V5H242L241 6V10L243 9V8H246V9H248ZM19 8V9H18ZM79 8H81V9H83V10H81V9H79ZM94 8V9H93ZM104 8V9H103ZM250 8V7H249ZM14 9H15V11L16 12H14ZM18 9V10H17ZM63 9V10H62ZM107 9H109L108 11H107ZM128 9H126V10H128ZM146 9V8H145ZM143 10V9H141V10H143L144 11V13H146L145 11H147L148 12V10ZM147 9H149L150 10V8H147ZM172 9V10H171ZM1 10L3 11V9H2V7H1ZM40 10V11H41ZM51 10V11H50ZM93 11V12H90V11ZM98 10V11H97ZM123 10V11H124ZM126 10H125V13H126ZM137 10H139V9H137ZM156 10V12H157V9H155ZM231 10V9H230ZM63 11V12H62ZM73 11V12H72ZM84 11H87L88 13L86 14ZM120 11V12H121ZM243 12H244V10H242ZM39 12V13H38ZM68 13L69 15H66L65 13ZM70 12V13H69ZM73 14H72V13ZM75 12V13H74ZM82 14L81 16H80V13ZM120 12H118V14H120ZM130 13V9H129V11H127V13ZM132 12V11H131ZM151 11H149V14L148 13H146V14H148V15H150L151 13H150ZM155 12V11H154ZM93 13V14H92ZM124 13V12H123ZM126 13V14H127ZM76 14V15H75ZM121 14H122V12H121ZM133 14V13H132ZM131 14V15H132ZM8 15V16H7ZM71 15V16H70ZM119 17H121L120 15H119ZM227 20H229V18H226ZM124 20V21H123ZM162 20H163V17H162ZM156 22V23H155ZM181 22V23H180ZM107 24H112V25H110V26H113V25H115V27L114 28H112V27H110L109 28V25H108V27H107ZM146 24V23H145ZM153 24V25H152ZM106 25V26H105ZM146 26H148V25H146ZM244 26H247V27H244ZM232 27H235V26H232ZM237 27V29H238V34L236 33L237 31H234V28H231L233 31H234V33H236V34H234L233 33V31L231 30V29H229L228 27H227V29H228V31L227 32H232L233 34V36L231 35V34H229L230 36H229V38H227V39H230V41H231V43H232V37L235 39L236 38V36H239V34L241 35V38L240 37H238V38H236V41L237 40H239V39H243V40H239V41H241V46L242 47H239V48H237L238 46L235 44V45H232L233 43H235V41L233 40V43L230 45V46H232L231 48H229V47H227L228 48V50H221L220 48V45H215V46H213V48H211L210 49V51L207 53V55H209L210 56V54H211V52L212 51H215L217 54L219 53L221 56H224V57H228V59H232V56H233V58H235V56H239L240 54H241V52H245V53H242V55L240 56L241 57V59H240V61H242V62H244V63H249V65L251 64V65H253L254 63H255V61L254 60H256V62L257 63H255V65L257 64V65H261V63L262 64H264V33H263V37H260V35L259 36H257V38L255 37V36H253V34L255 33V34H259V31L257 30H255V28L253 27V26H251V27H253V28H251L250 27V25H249V27H248V25H242L241 27L239 26V28H238V26H236ZM236 27H235V29H236ZM29 28H31V27H28L27 29H29ZM241 28L244 30H241ZM94 29H96V31L94 30ZM97 29H98V31H97ZM102 29V30H101ZM236 29V30H237ZM92 30H94L95 32L93 33V31ZM90 31H92V33H93V37L89 40V37H86V36H92V34H89V32ZM72 32V33H71ZM116 32V33H115ZM245 32V35L243 34ZM91 33V32H90ZM95 33H97L98 35L100 34L101 36L100 37H98V36H95ZM106 32L104 33V36H105V34H106V37L108 36V34H107ZM118 33V34H117ZM250 33V34H249ZM251 33H252V35H251ZM43 34V33H42ZM50 34V35H49ZM68 34L70 35V36H68ZM71 34H75V35H81V40H80V43H76L77 42V40L76 39H73L72 38V35ZM116 34L118 35L117 37H116ZM167 35V36H166ZM226 35V34H225ZM236 35V36H235ZM247 35V36H246ZM251 36V38H250V36ZM262 35V34H261ZM40 36H41V34H40ZM42 37V39L43 38H45V39H47L48 38V40H50L49 39V37ZM172 36V35H171ZM228 36V35H227ZM244 36V37H243ZM253 36V37H252ZM67 37H70L69 39L67 38ZM96 37H98V38H96ZM102 37H103V40L101 41V39H102ZM114 37H116V38H114ZM18 38V37H17ZM14 38V40H13V47H12V49H13V51L14 50H17L18 52H20L24 47H25V45L23 46V44L26 42L25 40H23V38ZM53 39L55 38V37H52ZM52 38H51V40H52ZM167 38H170V35H169V37H167ZM246 38H247V40H246ZM256 40H255V39ZM4 39H2L3 41H4ZM16 39V40H15ZM21 39H22V41H25L24 43H22V41H21ZM56 39V38H55ZM54 39V40H55ZM66 39H68V41L66 40ZM86 39H87V42L89 43H87L86 42ZM105 39V40H104ZM125 39V40H124ZM245 39V40H244ZM47 41V44L45 43V44H40V43H36L35 41H31V44H30V40L28 41V43H26L27 45H26V47H28V49L29 50H32L33 49V47L32 48H30L31 47V45L33 44H39L38 45V47H37V45H36V48H34L33 49V53H29L28 52V49H26L27 50V53L30 55V54H34V52H35V49H43V52H41V50L39 51V54L37 55V57L38 56H40V59H43L42 57H44V59L43 60H41V62L39 61L40 59H35V58H32V59H35V61L34 60H32L31 59V57H30V59L32 60V63H33V65H32V63L30 62V63H28V65H30L31 64V67L33 66L35 69V72L36 71H38L37 73H39V72H41V70H42V68H38L37 67V65H39L40 63V66L42 67L43 66V64H45L44 65V67H46V68H52L53 66H51L50 65V58L47 56L46 57V54L47 55H49V56H51V52L50 51H52L53 49H52V47L54 48V46H53V44H51V42L52 41ZM127 41V42H126ZM130 41V42H129ZM229 41V42H230ZM239 41H237L236 43L237 44H240V42ZM243 41V42H242ZM245 41H247V42H245ZM1 42V41H0ZM34 42V43H33ZM50 42V44L52 45H50V44H48ZM67 42V43H66ZM108 42V41H107ZM124 42V43H123ZM129 42V43H128ZM74 43H76V44H74ZM96 43H95V45H96ZM100 43H99V46H104V45H100ZM115 43L117 44L116 46H115ZM15 44V45H14ZM83 44V45H84ZM105 44H107V43H105ZM125 44V45H124ZM230 44V43H229ZM20 45V46H19ZM22 45V46H21ZM30 45V46H29ZM32 45V46H33ZM57 45H58V43H57ZM113 45V46H112ZM120 45V46H119ZM194 46H192L193 48H191L190 49V51H191V53L189 54L191 57H192V60H193V56L194 57H199V54H198V45L196 44V43H194L193 44ZM51 46V47H50ZM76 46V47H75ZM98 46V45H97ZM236 48H235V47ZM34 47H35V45H34ZM57 47V46H56ZM59 45H58V48H61ZM143 47H144V49H143ZM218 47V48H217ZM19 48H20V50H19ZM233 48H235V50L233 49ZM46 49V50H45ZM52 49V50H51ZM197 49V50H196ZM203 49H205V48H203ZM243 49V50H242ZM25 50V51H26ZM50 50V51H49ZM82 50V48H80L78 51H77V53L79 52V51H81ZM116 50V51H115ZM194 50V51H193ZM45 51V52H44ZM62 53V54H60V52ZM192 51H193V53H192ZM220 51V52H219ZM240 51V53H238ZM23 52H24V50H23ZM49 54H48V53ZM215 52H214V54H212V55H214V56H218L217 54L215 55ZM222 52V53H221ZM16 55L17 54H19L18 55V57L17 58H19L18 60L20 61L21 60V69H22V71L24 70V64H26V62H25V60L23 61V59H21L20 57V53H22V51L20 52V53H16V51L14 52ZM26 53V52H25ZM41 53H43V54H45V55H43V54H41ZM229 55H228V54ZM232 53V54H231ZM235 53V54H234ZM60 54V55H59ZM82 54V55H81ZM171 54V56L170 57H172V53H170ZM231 54V55H230ZM22 55V54H21ZM211 55V56H212ZM227 55V56H226ZM42 56V57H41ZM63 56V57H62ZM109 56V57H108ZM164 56V55H163ZM166 56H168L169 57V55H166ZM166 56H165V58H166ZM189 56V58L191 59V57ZM210 56V57H211ZM243 56V57H242ZM72 57V58H73ZM85 57V56H84ZM103 57V58H104ZM128 57H130V58H128ZM146 59V61L144 60V58ZM166 58V60H168L169 58ZM219 57V56H218ZM71 58V60H73ZM148 58V57H147ZM196 58H194V61H195V59ZM237 58V57H236ZM83 59L85 60V58H82V61H83ZM127 59H129L128 61H127ZM151 59V58H150ZM171 59V58H170ZM169 59V60H170ZM172 59H174L173 57H172ZM171 59V60H172ZM239 59V58H238ZM17 60V61H18ZM80 60H81V58H80ZM105 60H107L106 62H105ZM248 60V61H247ZM18 61V62H19ZM37 61V63H35ZM49 61V62H48ZM62 61V62H61ZM142 61V60H141ZM151 61V60H150ZM149 61V62H150ZM153 62H150L151 63V65H152V69H154L153 68V64L156 62L155 61V59L154 60H152ZM17 62V63H18ZM28 62V61H27ZM68 62V61H67ZM66 61H65V63L66 64H68V63H70V61L67 63ZM106 64H105V63ZM107 62H109V63H107ZM163 62H165V59H164V61ZM47 63V64H46ZM49 63V64H48ZM72 63V62H71ZM167 63V62H166ZM231 63H232V61H231ZM247 63V64H248ZM19 64V63H18ZM37 64V65H36ZM62 64V65H61ZM156 64L158 65V63L156 62L154 65L156 66ZM165 64V63H164ZM20 65V64H19ZM27 64H26V66L25 67H29ZM35 65V66H34ZM50 65V66H49ZM72 65V64H71ZM71 65H66V66H70L71 67V69L72 68H74L73 66H74V64L71 66ZM142 65V64H141ZM146 65V64H145ZM145 65L143 64V66L145 67ZM160 65V64H159ZM108 66V67H107ZM140 66V65H139ZM143 66H140V67H142V69L144 68ZM140 67H139V69H140ZM237 69L240 67H242L244 70H242L243 72L245 71H247L246 69H247V67H248V69H249V66H247V67H245V64H242V65H240V66H235ZM234 67V68H235ZM18 69V70H21V69ZM102 68H104V69H102ZM235 68V69H236ZM239 68V69H240ZM33 69V68H32ZM39 69V70H38ZM41 69V70H40ZM101 69V70H100ZM216 69V68H215ZM17 69H15V71H16ZM17 70V71H18ZM53 70V69H52ZM128 70V69H127ZM136 70V69H135ZM16 71V72H17ZM22 71H20V72H22ZM26 71H28V68H26ZM43 71V70H42ZM44 71H43V73H44ZM52 73H51V72ZM20 72H18V73H20ZM25 71H23L22 73H24ZM26 73V72H25ZM24 73V74H25ZM46 73H44V74H46ZM103 75H102V74ZM106 73V74H105ZM28 75L30 74V71H28V73H27ZM27 74H25L26 76H27ZM54 74V75H53ZM69 75V74H68ZM78 75V76H77ZM94 75V76H93ZM97 75V76H96ZM260 75L261 74H259V75H256L255 77H252L253 79L255 78H259L260 77ZM100 76V77H99ZM125 76H127L129 79L127 80V78H125ZM74 77H76V78H74ZM79 77V78H78ZM108 77V78H107ZM50 78H51V80H50ZM74 78V79H73ZM47 79H49V80H47ZM66 79V80H65ZM86 82H91V79H92V81H93V79H95L93 82H91V83H89L90 85L92 84V83H98V84H96V85H98V86H96V90H95V84L93 85L92 84V87H93V89H91V86H89V84L88 83H86L85 84V81ZM109 79V80H108ZM132 79V78H131ZM63 80V79H62ZM90 80V81H89ZM105 80V81H104ZM109 81L108 83H107V81ZM52 81V82H51ZM66 81V82H65ZM75 81H77V82H75ZM98 81V82H97ZM51 82V83H50ZM68 82V83H67ZM63 83V82H62ZM63 83V84H64ZM74 83H76L75 85H74ZM101 83H102V88H100V86H101ZM121 83H122V85H121ZM68 84H70L69 85V87H68V89H67V86H68ZM73 85V86H72ZM83 85V86H82ZM87 85V86H86ZM103 85H104V87H103ZM61 86V87H62ZM84 86H86V87H84ZM121 86V87H120ZM83 87V88H82ZM164 87V86H163ZM162 87V88H163ZM73 88V90H76L75 92V94H77L78 92H83V94L82 93H80V94H82V95H80L79 93H78V95H75L74 94V92L72 93V95L74 94V96L76 97V98H73V99H75V100H73L71 97H73L72 95H71V93L68 95L67 94V92L69 93V92H72V89ZM89 89H91V90H89ZM69 90V91H68ZM71 90V91H70ZM102 90V91H101ZM113 90V91H112ZM60 91V92H59ZM65 91V92H64ZM67 91V92H66ZM146 91V90H145ZM112 92H114V93H112ZM151 92V91H150ZM150 92H146V95L148 94V93H150ZM59 93V94H58ZM63 93H64V96H63ZM67 94V95H66ZM112 96H111V95ZM150 94H152V93H150ZM104 95H105V98H108V99H105L104 98ZM62 96V97H61ZM78 96H80L79 98H77ZM99 98H98V97ZM148 96H149V94H148ZM70 98V101L73 103L72 105H71V102H69V98ZM115 97H117V98H115ZM68 99V101H67V99ZM100 98L102 99V98H104L102 101H104L103 103H104V105H103V103L102 104H100V103H98V101L100 100ZM110 98H113L112 100L110 99ZM151 98V97H150ZM59 99H63L64 101H65V103L63 102V100L61 101L62 102V104H61V102H59L60 100ZM72 99V100H71ZM78 99V100H77ZM95 99V100H94ZM96 99H97V104H96ZM99 99V100H98ZM118 99V100H117ZM67 101V102H66ZM94 101V102H93ZM152 101V100H151ZM57 102V103H56ZM90 102H91V104L92 105H94V106H92L91 104H90ZM93 102V103H92ZM116 102V103H115ZM64 103V104H63ZM69 103V104H68ZM122 105H121V104ZM59 104V105H58ZM87 104V105H86ZM106 104V105H105ZM111 104V106H109ZM117 104V105H116ZM67 105V106H66ZM71 105V106H70ZM74 105V106H73ZM84 105H85V107H84ZM89 105V107H87ZM115 105L117 106V107H115ZM134 105H136V107L137 108H135V106ZM139 105H140V107H139ZM149 105V106H148ZM65 106L67 107V108H65ZM70 106V107H69ZM91 106V107H90ZM100 106V107H99ZM97 107V108H96ZM107 107V108H106ZM111 108V107H114V108H116V109H120V111L121 112H119L117 115L116 114H112V113H110L109 112V110H108V108ZM121 107V108H120ZM162 107V108H161ZM161 107H159V108H161L160 110H163V108H164V105H162ZM55 108L57 109V111L55 110ZM63 108H64V110H63ZM90 108V109H89ZM91 108H92V110H91ZM96 108V109H95ZM98 108H100L99 110H98ZM149 108V109H148ZM69 109V110H68ZM136 109V110H135ZM141 109V108H140ZM148 109V110H147ZM156 109V108H155ZM55 110V111H54ZM59 110V111H58ZM66 110H68V111H66ZM70 110H71V112H70ZM81 110V111H80ZM97 110L99 111V112H97ZM105 110V111H104ZM106 110H107V112H106ZM147 110V112H145ZM149 110H151L152 112H149ZM54 111V112H53ZM64 111V112H63ZM80 111V113L81 114H85V115H80V113H78ZM58 112V113H57ZM95 112H97V113H95ZM101 112V115L99 114ZM104 112H106L105 114H104ZM138 112V113H137ZM61 113H62V115H61ZM63 113H65L64 115H65V117H64V115H63ZM68 113V114H67ZM69 113H71L70 115H69ZM78 113V114H77ZM92 113V114H91ZM94 113V114H93ZM139 113H141V114H139ZM152 113V114H153ZM157 113V112H156ZM96 114V115H95ZM98 114H99V116H98ZM62 116V117H61ZM77 116V117H76ZM81 116V117H80ZM94 116H95V118H94ZM108 116V117H107ZM119 116V117H118ZM121 116V117H120ZM135 116V117H134ZM11 117V116H10ZM68 117H70V119L68 118ZM78 117H80V118H78ZM91 117V118H90ZM106 117V118H105ZM144 118L143 120H145V121H143L142 119L140 120V118ZM153 117V116H152ZM6 118V117H5ZM5 118H3V119H1L2 121H0L1 123H3V124H1L0 123V126L2 127V129L4 130V125L5 126H7V127H5V128H8V124H10V123H7L6 121L7 120H9L8 122H10V119H8L7 118V120H5ZM57 118L59 119V120H57ZM86 118H87V120H86ZM91 120H90V119ZM136 119V120H135ZM157 119V120H156ZM78 120V121H77ZM82 120V121H81ZM89 120V121H88ZM97 120V121H96ZM106 120V121H105ZM113 120V121H112ZM140 120V121H139ZM146 120H148V121H146ZM168 120V121H167ZM173 120V119H172ZM20 119L19 120H17V122H18V125H20V124H22V125H24L22 122L23 121H20ZM59 121H61V122H63V123H65V125L63 124V123H59ZM91 121V123H88V122H90ZM93 121V122H92ZM105 121V122H104ZM110 121V122H109ZM138 122V125H136L137 124V122ZM142 121H143V123H142ZM162 121H165L166 123H168V124H166L165 122H162ZM83 122H85V123H83ZM97 122V123H96ZM112 122V123H111ZM144 122H146L145 123V125H143L144 124ZM174 122V121H173ZM181 122H179V123H181ZM185 122L187 123V125L189 126L188 128H186L187 127V125H186V127L184 128V127H181V126H185ZM104 123H105V125L106 126H104ZM109 123V124H108ZM140 123V124H139ZM149 123V124H148ZM163 123H165V124H163ZM61 124H63V125H61ZM73 124V125H72ZM90 124H98V126H99V129L97 128V125H96V127H94V128H96V129H94L93 128V126H95V125H90ZM101 124V125H100ZM144 126V127H140V126H142V125ZM148 124V125H147ZM165 126H163V125ZM3 125V126H2ZM17 125V127H12V128H14L15 130H16V128L18 129V127H20V128H22L23 126L22 125H20V126H18ZM89 125V126H88ZM112 125V126H111ZM166 125H170V126H168V130L170 129V127H172V128H174L175 129V131L177 130L178 131V133H180L179 135L177 134V131H176V133L174 132V130L172 131L173 133L171 134V131H168V130H166V129H164V131H163V128H167L166 127ZM181 125V126H180ZM73 126V127H72ZM86 126H88V127H90V128H85ZM102 126L103 127H105V129H103L102 128ZM124 126V127H123ZM110 127H111V130H109L110 129ZM118 127H120V128H122V129H120V128H118ZM10 128V127H9ZM81 128V129H82ZM107 128V129H106ZM143 128V129H142ZM145 128V129H144ZM182 128V129H181ZM199 128V129H200ZM1 128H0V132L2 131V133L0 134V135H2V137L0 138V143H2L3 142V144H5V146L4 145H2L1 147H3V148H1V149H5L6 150V148H8V145H7V143L6 142H4V139H6V138H4V136H6V134H4V132H3V130H2ZM92 130L93 132H91L90 133V130ZM123 129H125V130H123ZM184 129H188V130H184ZM14 130V131H15ZM18 130H20V129H18ZM130 130V131H129ZM165 130L167 131L166 133H165ZM170 130H172V129H170ZM189 130H191L190 132V134H187V132H189ZM198 130V129H197ZM135 131V132H134ZM137 131V132H136ZM162 131L164 132V133H162ZM184 131H185V133H184ZM95 132H97V133H99V134H97V133H95ZM7 133V132H6ZM21 133V132H20ZM23 133V132H22ZM84 133V134H85ZM128 133V134H127ZM130 133V134H129ZM168 133L169 134H171V135H169V136H171V138L170 137H168L167 135H168ZM4 134V135H3ZM7 134H9V133H7ZM94 134H96V135H94ZM166 134V136H167V140H166V138L165 139H163V135H165ZM182 134H185V136L186 137H188V136H191L192 138H191V142H190V140H189V142L187 141L186 143H185V139L186 138H184V137H182V136H184V135H182ZM192 134H193V136H192ZM60 135H61V133H60ZM59 135V136H60ZM62 135H63V133H62ZM60 136L61 138H59L60 139V141L63 139L62 137H64V136ZM106 135V136H105ZM141 135V136H140ZM86 136H85V138H86ZM93 136V137H92ZM176 136V137H175ZM177 136H179V137H182L181 138V140H179V141H183V140H185V141H183V143H181V142H179L178 140H176V139H180L179 137L177 138ZM52 137H50V140H52L51 139ZM88 138V139H89ZM130 138V139H129ZM132 138V139H131ZM88 139H86V140H88ZM111 139V140H110ZM168 139H170V140H168ZM173 139V140H172ZM190 139V138H189ZM193 139V140H192ZM46 140V139H45ZM67 138H65V140H62V143H65V142H67ZM105 140V139H104ZM108 140H106V141H108ZM176 140V141H175ZM188 140V139H187ZM65 141V142H64ZM166 141H168V142H166ZM170 141V142H169ZM172 141V142H171ZM174 141V142H173ZM194 141H195V146L196 145H198L196 148H193V150H191V144H193L194 143ZM33 142V141H32ZM119 142V143H118ZM35 142H33L32 144H33V146H36V143L34 144ZM61 143V142H60ZM166 143V144H165ZM177 143H179V144H177ZM187 143H191V144H187ZM197 143V144H196ZM167 144H169L170 145V147L168 148V146L169 145H167ZM185 144H187V146L185 145ZM193 145V146H194ZM204 145V146H203ZM199 146H201L202 148L200 149L199 148ZM86 147V148H85ZM89 147H91L90 149H88ZM189 147V149H187ZM175 149H177V150H175ZM203 149V150H202ZM207 149V148H206ZM9 149H7V151H8ZM64 151V153L62 154V152ZM97 150V151H96ZM107 150V151H106ZM165 150V153H163V151ZM186 152H185V151ZM208 150V149H207ZM212 150H214V149H212ZM211 149L210 150H208V151H212ZM6 151V152H7ZM34 151V152H35ZM109 151H111L110 153H109ZM167 151H169V155H168V152ZM188 151L189 152H191L190 153V156H187L188 155ZM222 151V152H221ZM40 152V153H39ZM171 152V153H170ZM176 152L178 153V154H176ZM187 153V155L185 154V153ZM56 153V154H55ZM181 153H182V155H181ZM183 153H184V155H183ZM207 155H206V154ZM46 156H45V155ZM164 154V155H163ZM171 154V155H170ZM174 154V155H173ZM53 155V156H52ZM61 155V156H60ZM64 157H63V156ZM131 155V156H130ZM173 155V156H172ZM175 155L177 156V157H175ZM186 155V156H185ZM202 155V156H201ZM78 156V155H77ZM87 156V157H86ZM163 156L165 157V158H163ZM168 156H169V159H167L168 158ZM170 156H172V157H170ZM185 156V157H184ZM196 156V157H195ZM198 156V157H197ZM225 156H227V154L225 155ZM76 157V156H75ZM85 157V158H84ZM189 157L190 158H192V159H189ZM205 158V160L206 161H209L210 163H212L211 161H213L214 159L216 160H214V164H216L217 163V165H220V166H218L219 167V169L218 170H222L224 173L225 172H227V171H229V172H231L232 173V171H233V173L234 174H229L228 172L227 173H225V175L226 174H229V176L228 175H226V177L225 176H223V174H221V173H223V172H221V171H218V172H221V173H219V177H214L215 175L213 174V173H216L215 171H212V169H210V168H212L213 166H214V164L212 163V164H210L209 162H207V163H209L210 164V166H209V164H206V165H208L209 166V168H206L205 166H203V167H205L204 169L205 170H202L201 169V171H200V169H199V167H200V165L201 164H205L206 163V161L204 162L202 159H200V158ZM228 157V156H227ZM230 157V156H229ZM33 160H31V159ZM35 158H36V160L37 161H34L35 160ZM64 158V159H63ZM77 158V157H76ZM119 158V159H118ZM171 158V159H170ZM174 158L176 159L177 158V160H175L174 161V163H172L173 162V160H174ZM184 158V160H182ZM186 158V159H185ZM3 159V160H2ZM77 159H79V158H77ZM84 159V160H83ZM168 161H167V160ZM173 159V160H172ZM188 159V160H187ZM233 159V160H232ZM31 160V161H30ZM45 160V161H44ZM64 160H66V161H64ZM117 160H119L118 162H117ZM1 161H4V155L2 154V152L0 153V162ZM30 161V162H29ZM38 161L40 162V164H38ZM43 163H42V162ZM135 161V162H134ZM171 161V162H170ZM219 161V162H218ZM223 161V162H222ZM233 161V162H232ZM14 162H16V161H14ZM13 162V167H15V166H17L18 167V165H19V162H17V164L18 165H16V163H14ZM37 162V163H36ZM70 164H69V163ZM72 162V163H71ZM75 162V161H74ZM167 162H169V163H167ZM179 162H181L180 164H179V166H178V163ZM189 162H191L190 164H189ZM4 163H6V162H3V164L1 163V165H0V170H2V168H5L4 170H2V171H4L5 172V170H6V173L8 172V165L6 166H4ZM65 163V164H64ZM224 163V164H223ZM230 165H229V164ZM237 163V164H236ZM38 164V165H37ZM169 164V165H168ZM233 164V165H232ZM15 165V166H14ZM71 165V166H70ZM138 165H140V166H142V168H147V169H149V170H152V179H151V182L153 183H151V184H148L149 182L148 181H146V182H143V181H145V180H142V181H140V179H139V181H140V183L142 182V185L140 186V184L138 185H136L135 183H134V185H133V182H132V180L131 179H133V175H135L134 173H135V170H136V168H134L135 166H138ZM168 165V167H169V170H168V167H166ZM216 165V166H217ZM226 165V166H225ZM232 165V166H231ZM234 165H237L236 167L234 166ZM238 165H239V171H237L235 168H237L238 167ZM244 166V168H243V166ZM2 166V167H1ZM178 166V167H177ZM212 166V167H211ZM227 168H225V167ZM182 167V168H181ZM218 167H216V168H213V169H217ZM76 168V169H75ZM79 168V169H78ZM176 168V169H175ZM201 168V167H200ZM225 168V169H224ZM232 168V169H231ZM245 168V169H246ZM35 171H34V170ZM74 169H75V171H74ZM86 170V172H85V170ZM94 169V170H93ZM105 169V170H104ZM106 169L108 170L107 172H106ZM166 169V170H165ZM183 170V172L181 173V171ZM186 169H187V172H189V171H191V173H187L188 175H189V177L191 176L192 178H193V176H195V178H199V180H200V184H198V182L196 183H191V182H193L192 180H189L190 178L188 177V175L186 174ZM191 169V170H190ZM193 169H194V171L196 172H194L193 171ZM209 171H208V170ZM40 172H38V171ZM80 172H79V171ZM81 170H82V172H81ZM93 172H92V171ZM101 172H100V171ZM112 170H114V172L115 171H117V172H122V173H118L117 174V172H115V173H111V172H113ZM163 170H165L166 171V174L164 173L165 171H163ZM168 170V171H167ZM177 170V174H175L174 172ZM180 170V171H179ZM198 170H199V172H198ZM235 170V171H234ZM29 171H30V173H29ZM132 171V172H131ZM193 171V172H192ZM43 172V174H41ZM78 172V173H77ZM84 172L86 173V174H84ZM109 172V173H108ZM162 172L165 174H163L164 175V177L162 176ZM170 172L173 174H171L170 175ZM185 172V173H184ZM213 174V177H212V175H211V173ZM218 172H217V174H218ZM239 172H241L240 173V178H241V180L243 179V178H245V177H247V176H251V177H256V178H253V179H249V177H248V179H247V182H244V183H246V185L249 187H253V186H256V185H260V186H257V189H256V187L254 188V189H256V190H254L253 188H251V189H253L254 191H252V193L250 192L251 190H249V192L251 193V194H253V193H255L254 195L258 198H254V197H252V198H254L253 200H252V198H250L251 197V195H249V193H248V190H246L247 189V186H244V184H243V181H242V183H236V184H238V186H240V184H243V185H241L240 186V188L242 187H245V190L247 191V193L244 191V189H243V191L247 194L246 195V197H248L249 199H247L246 198V201L243 199L244 197H245V195L242 197V198H239L240 196H242L241 195V192H242V190L241 189H239L238 190V188L239 187H237V189H236V191L238 192V198H239V200H237L238 198H236L234 195L235 194H237V193H235V194H232L230 197H228V199L229 198H231V197H234V198H236V199H234V201L236 200L237 202H235L236 204H237V206H236V208L237 207H239V206H241V207H239V208H237V210H235V208L233 209L232 207V205H231V199L228 201V200H225V201H227V202H230V203H227L226 205H225V203H223V202H221L223 199H224V197L222 196V200H221V198L219 197L220 195H218V193H219V191H218V193H215V194H217V195H215L214 197H208V196H213V195H211L210 193H213L214 194V192H212V190H214V191H216L217 192V188H219V190L220 191H222V192H224L225 190H224V188H225V186H227L226 184H227V182H229V184H230V182H231V180H232V177H233V179H235V177L237 178L238 177V175H237V173H239ZM9 173V172H8ZM52 173V174H51ZM96 173V174H95ZM97 173H99V177H98V175H97ZM101 173V174H100ZM112 175H111V174ZM185 174L184 176H182V174ZM203 173V174H202ZM207 173V174H206ZM28 174V175H27ZM37 174H40L39 176L37 175ZM54 174V175H53ZM82 174V175H81ZM104 174H106V175H104ZM115 174H117V175H119L120 177H122V176H126V175H128V176H126V178H129V180H127L125 177H122V178H124V180L122 179V178H120L119 176H117V178H119V179H122L121 181L119 180V182L121 183V184H123V188H125L124 189V192H120L121 190L119 189V186H117L116 185V183L118 182L117 180L118 179H116L115 177H114V175ZM168 174L171 176V178L174 176V178H172V182L174 183V181H175V183L173 184L171 181V186L173 187H175L176 188V192L179 190V193H177L176 194V197L177 196H179L180 195V197H181V195H182V197H183V194H184V196L186 195V197H184V198H186V199H188V198H191L192 196H190L189 194H192L193 192H195L196 194V196H198L199 195V201H195V202H193L192 200L194 199L193 197V199L191 198V199H188L187 201H189V200H191L192 202H193V204L195 205L196 204V202H197V204L196 205H200L202 202H204V203H206L207 204V202H209V199L211 198H215L216 197V199H218V200H214L213 201V199H212V202H209L207 205L210 207V210H208V206L206 205V207H205V209H204V206L202 205V207L201 206H197V209H198V211H199V208H203V210H205V213H206V211L208 212V211H210V213H212L213 215H214V217H216V216H219L221 219L222 218H224V219H222V221H224L225 219H226V221H224V222H221L223 225H221V224H214L216 227H214L213 226V224L212 223H208L206 220H210V219H208L207 218V216H206V222L205 223H208V225L207 224H205V226H207V227H205V226H202V225H199V224H201V223H199L198 222V220H199V218L197 219L196 217H194L196 214H197V216H198V213H196L194 216H193V210H195V206H192L191 208H192V210H189L188 212H186L185 213V210L183 211V209L181 210H179V211H182V213H180V212H177L178 210H172V212H175V213H172V217L174 218H172L171 220H168V216H167V218L166 219H162V215H161V217L157 214V212L159 211V208H155V209H151V208H149V209H147L146 210V212H145V215H144V213H141L140 215H139V213H137L136 212V210H134L135 208H133L132 207V205L134 206L135 204H141L140 202H144V199H147L146 201H150V203L152 204V205H155L156 203H158L159 201L160 202H162V198H163V195H162V185H160V186H158V184H162V178H167V179H169V177H168ZM180 174V175H179ZM205 174V175H204ZM217 174H216V176H217ZM248 174V175H247ZM22 175H23V179H22ZM36 175H37V177H36ZM44 175H46V176H44ZM85 175H87V176H85ZM94 177H93V176ZM96 175H97V177H96ZM109 175V176H108ZM175 175H176V177H175ZM186 175H187V177H186ZM197 175H199V176H197ZM200 175H204L205 177H201ZM24 176H25V178H24ZM31 176H32V178H31ZM33 176H35L34 177V179H33ZM50 176V177H49ZM58 176V177H57ZM82 176H84V177H86V179L84 178V177H82ZM130 176H133V177H130ZM179 176L180 177H182V180H184V182H185V184H184V182L183 183H181V181H180V179L181 178H179ZM208 176H211V177H209V180H208V178L206 179V177H208ZM225 177V178H227V182L225 183V185H224V182L223 181H226V180H221V179H224V178H221V177ZM228 176V177H227ZM232 176V177H231ZM242 176H244V177H242ZM261 176V177H260ZM43 177H44V179H43ZM96 177V178H95ZM101 177V178H100ZM155 177V178H154ZM183 177H185L184 179H183ZM201 177V178H200ZM18 178V179H17ZM26 178H28L27 180H26ZM39 178H42V179H40V181H39ZM94 178V179H93ZM170 178V179H171ZM177 178V179H176ZM204 178L207 180V182H206V180H204ZM215 180H214V179ZM218 178H221V179H218ZM229 178H231V180L229 179ZM260 178H261V180H260ZM20 179H21V181H20ZM29 179H31L30 181H29ZM116 179V180H115ZM156 179H158V181H156ZM87 180V181H86ZM114 180H115V182H114ZM126 180H127V183L129 182H131L132 183V185L133 186H131V183L129 184V185H127V183H126ZM136 182H138L139 183V181H138V179H134ZM149 181H150V178L148 179ZM152 180H154V181H152ZM186 180V181H185ZM198 180V179H197ZM198 180V181H199ZM202 180L204 181V182H202ZM228 180H230V181H228ZM241 180H239V181H241ZM244 181H246V179H243ZM263 180V181H262ZM26 183H25V182ZM27 181H28V183L30 184H32V185H28V183H27ZM36 181V182H35ZM37 181H38V183H37ZM54 181V182H53ZM134 181V182H135ZM235 181H236V179H235ZM238 181V180H237ZM15 182V181H14ZM35 182V183H34ZM97 182H98V184H97ZM148 182V183H147ZM157 182H159L158 184H156ZM179 182V185L180 186H178L177 187V185L178 184H176V183H178ZM187 182H190L191 183V185L189 186V188H191V186H192V184H195V185H193V186H195V188L194 187H192L191 189H186V187H188V185L190 184V183H188L187 185H186V183ZM221 182H223L222 184L224 185V186H221ZM5 183V182H4ZM20 183V184H19ZM23 184V186H22V184ZM27 185H25V184ZM40 183V184H39ZM51 183V184H50ZM77 183V184H76ZM143 183H146V184H143ZM183 184V185H181V184ZM206 183V184H205ZM232 184H233V181L231 182ZM235 183V182H234ZM34 184V185H33ZM45 184V185H44ZM50 184V185H49ZM62 184H64L63 186L64 187H62ZM156 184V185H155ZM170 184H169V186H170ZM214 184H219V186L216 188V189H213V187H214ZM232 184H230V187L228 186L227 188H231V185ZM176 185V186H175ZM186 185V186H185ZM210 185V186H209ZM213 185V186H212ZM216 185V186H217ZM15 186H17L16 184H14V186H12V188L14 189L15 188ZM25 186H26V188H25ZM31 186V187H30ZM33 186V187H32ZM101 186H102V188H101ZM117 186V187H116ZM197 186V187H196ZM215 186V187H216ZM220 186H221V188H220ZM19 187V188H20ZM29 187V189L27 190V188ZM43 187H44V190H43ZM127 187V188H126ZM140 187V188H139ZM142 187V188H141ZM173 187V188H174ZM200 187V188H199ZM201 187H206L207 189H208V187H210L209 188V190L211 191L210 193H209V190H206V189H203V188H201ZM214 187V188H215ZM262 187H264V185L262 186ZM104 191V192H106L107 191V193L108 194H106V193H104L101 189ZM123 188H122V191H123ZM128 188H131V189H128ZM227 188H225L226 189V191L228 192L229 190H227ZM1 189H3V188H0V190ZM22 189H24V190H22ZM42 189V190H41ZM56 189H57V191H56ZM63 189V190H62ZM118 189H119V191H118ZM133 189V191H134V195H132V196H130V194H132L133 192L132 191H130V190H132ZM138 189H140V191H144L145 193H143V191L142 192H140V193H142V195H143V197H140L141 195L139 194V190ZM189 192H187L186 190ZM193 189V190H192ZM201 189H203V190H205L204 192H205V194L207 195L208 194V196H206L205 194H203V190L202 191H200ZM233 189V188H232ZM234 189V190H235ZM31 190H32V192H31ZM59 190V191H58ZM128 190V191H127ZM240 190H241V192H240ZM6 191H8V193H9V195H8V193L6 192ZM181 191H183V192H185V193H187V194H185V193H183V194H181L182 192ZM198 191V192H197ZM230 191H232V192H235V191H233V190H230ZM29 192V193H28ZM104 193V195H102L101 193ZM129 194H128V193ZM130 192H132V193H130ZM169 192V194L171 193V190H168L167 191V193ZM191 192V193H190ZM221 192V193H222ZM226 192V193H227ZM244 192H242V194H244ZM4 193H7V195L8 196H5V195H3V196H1V194H4ZM23 193L26 195H23ZM55 193V194H54ZM57 193H58V195H57ZM78 193V194H77ZM200 193H202V194H200ZM220 193V194H221ZM229 193V192H228ZM227 193V194H228ZM42 194V195H41ZM194 194V193H193ZM229 194H231V193H229ZM22 195L23 196H25L24 198H21L20 199V197H22ZM52 195V200H51V196ZM108 197H107V196ZM111 195V196H110ZM129 195V196H128ZM140 195V196H139ZM187 195H189V196H187ZM195 195H193L195 198H196V196ZM205 195V196H204ZM254 195H252V196H254ZM258 195V196H259ZM12 196H13V198H12ZM31 196H33V198L31 197ZM36 196V197H35ZM37 196H39L38 198H37ZM48 196V197H47ZM54 196H55V198H54ZM136 196H138V198L136 197ZM203 196V197H202ZM217 196L219 197V198H217ZM228 196V195H227ZM237 196V195H236ZM250 196V197H249ZM15 197H17L16 199H15ZM47 197V198H46ZM110 197H113V199H114V201H113V199L111 198V201L109 200L110 199ZM115 197V198H114ZM133 197V198H132ZM175 196H173V199L174 198H176ZM181 197V198H182ZM202 197V198H201ZM205 197H207L208 198V201L205 199ZM32 198V199H31ZM140 198H144L143 200L141 199L140 200ZM183 198V199H184ZM204 198V199H203ZM18 199H20L19 201H18ZM22 199H24V200H22ZM30 199V201H28ZM34 199V200H33ZM37 199V200H36ZM164 199V198H163ZM177 199H179V198H177ZM211 199H210V201H211ZM233 199V198H232ZM241 199H243V200H241ZM257 201H256V200ZM264 199V198H263ZM33 200V201H32ZM46 200V202H44ZM78 200H79V202H78ZM81 200V201H80ZM117 201V203H116V201ZM185 200V199H184ZM196 200V199H195ZM256 202H255V201ZM258 200H259V203H258ZM186 201V200H185ZM185 201H183V203H184V205H185ZM186 201V202H187ZM216 201H218V202H216ZM224 201V200H223ZM233 201V200H232ZM234 201H233V205L235 204L234 203ZM241 201V202H240ZM245 201V202H244ZM252 201V202H251ZM10 202H11V204H10ZM25 202V204H28V206L30 205V203H31V205L29 206V207H27V205H25V204H23ZM39 202L42 204L43 202H44V204H45V206H47V208L45 209V207H43L42 208V205L44 206V204H40L39 205ZM48 202V203H47ZM61 203V205H60V203ZM110 203V205H108L109 203ZM111 202H113V203H111ZM133 202V203H132ZM165 203L164 204H168V202H167V200H165L164 201ZM190 202V201H189ZM189 202H187V203H189ZM192 202H190V203H192ZM199 202H201V203H199ZM221 202V203H220ZM253 203L254 202V204L255 205H252L251 203ZM119 203V204H118ZM135 203V204H134ZM211 203L213 204V205H211ZM215 203V204H214ZM14 204V205H13ZM18 204H19V207H17L18 206ZM23 204V205H22ZM36 204H38V205H36ZM131 206H130V205ZM193 204H188L189 206H187V208L188 209H190L189 207L191 206V205H193ZM203 204V203H202ZM220 204H222V207H223V209H220V208H222L221 207V205ZM229 204V205H228ZM239 204H241V205H239ZM250 204V205H249ZM12 205V206H11ZM26 207H25V206ZM35 205L37 206V207H35ZM64 205H67V206H71L72 207V212L70 211V212H68V211H63L62 210V208H63V206ZM117 205V206H116ZM128 205H129V207H128ZM187 205V204H186ZM185 205V206H186ZM218 205V206H217ZM227 205L228 206H230L232 209H231V211L233 212V214L229 211L230 209H228L229 207H227ZM239 205V206H238ZM263 205V204H262ZM39 206H41L40 208H42V209H40L39 208ZM184 206V208H186ZM213 206H214V208L215 209H213V210H211L212 208H213ZM227 207V208H225V207ZM17 207V208H16ZM124 207H126V208H124ZM194 207V208H193ZM208 207V208H207ZM212 207V208H211ZM253 207V208H252ZM34 208V209H33ZM35 208H37V210H39L38 211V213H37V215H39V217H41V218H44L45 217V219L43 220L42 219V221L44 222V224L46 223V225H45V227H46V229L48 228V225H49V228L50 227H52V226H54L55 224H57V223H62L63 224V227H64V225H70V224H73V225H78V223H79V225L78 226H80V222H82V224H81V227H82V225L84 224L85 225V227L87 226V228L86 229H88V231L86 232H84L83 230H82V232H81V235L82 236H79V232H80V230H78V229H74V227L71 225L70 227H66V228H63V231H61V230H59V232L57 231V230H54V229H50L51 231H49V232H45V228H43V229H45V230H38V216H35V218H33V219H30V218H32L34 215L32 214V215H28L29 213H30V211L31 212H33V211H36L35 210ZM181 208H183V207H181ZM186 208V210H188ZM218 208V209H217ZM14 209V210H13ZM26 209V210H25ZM28 209V210H27ZM32 209H33V211H32ZM113 209V210H112ZM128 209V210H127ZM133 209V210H132ZM225 209V210H224ZM228 209V210H227ZM245 209V210H244ZM255 209V210H254ZM112 212H111V211ZM124 210V211H123ZM142 209H140L139 211H141ZM202 209H201V213H202V211H203ZM214 210L215 211H219V213L222 215H220L219 213L217 214V212H216V214H215V212H214ZM223 210H224V212H223ZM262 210H263V208H262ZM24 213H23V212ZM27 211H29L28 213H27ZM42 211V212H41ZM62 211V212H61ZM107 211H108V213H107ZM127 211H128V214H125V213H127ZM130 211V212H129ZM192 211V212H191ZM222 211V212H221ZM14 212H15V214H14ZM43 212H47L46 214L44 213V214H42ZM122 212V213H121ZM133 212V213H132ZM227 212H230V213H227ZM249 212V213H248ZM258 214H257V213ZM12 213V215L14 214L15 216L13 217H10V214ZM35 213V212H34ZM178 213H180V214H178ZM183 213H185L184 215H183V218L184 217H186L187 219H189L186 223H190V224H188V231H186L184 228L185 227H183V225H185L186 223H183V225L181 226V225H179V226H181L180 228L182 229H184V231L185 232H188L189 233V230H195L196 229V226H197V229H199L198 231H200V232H198V234H196V232H193V231H191V232H193L195 235L194 236H192V237H196L195 239H194V241L192 240L191 241V239H187L186 238V236L188 237V234L185 236V237H183L184 235H185V233L183 234V235H181L182 234V231L180 230V229H178V221L179 220H182L183 218L181 217V214H183ZM192 213V214H191ZM195 213V212H194ZM200 213V216L202 215ZM204 213V212H203ZM209 213V212H208ZM209 213V214H210ZM240 213V214H239ZM243 213H245V214H243ZM247 213V214H246ZM257 215H256V214ZM24 214V215H23ZM27 214V215H26ZM31 214V213H30ZM36 214V213H35ZM60 214V215H59ZM63 214V215H62ZM123 214V215H122ZM125 214V215H124ZM166 214H168V213H166ZM207 214V213H206ZM211 214V215H212ZM251 214V215H250ZM26 215V216H25ZM44 216V217H42V216ZM57 215H58V219H56L57 218ZM129 216L130 218H132L134 215H135V217H138V219H133V220H129V219H127V218H125V216ZM180 215V216H179ZM187 215H188V217H187ZM211 215H209V217L211 216ZM213 215H212V217H213ZM234 215H233V217H234ZM245 215V216H244ZM249 215V216H248ZM31 216V217H30ZM62 216V217H61ZM121 216V217H120ZM123 216V217H122ZM140 216V217H139ZM230 216V217H229ZM16 217V218H15ZM27 217L29 218V219H27ZM47 217H49V218H47ZM56 217V218H55ZM63 217L66 219L65 221H64V219H63ZM134 217V218H135ZM142 217V218H141ZM176 217H177V219H176ZM179 217V218H178ZM182 219H181V218ZM202 217V220H200V221H203V223L202 224H204V216H201ZM201 217H200V219H201ZM234 217V218H235ZM47 218V219H46ZM140 218V219H139ZM211 218V217H210ZM253 218H251L252 220H253ZM257 218V219H256ZM12 219H14V221L16 220V223H14V221L13 222H10V220H12ZM52 220L51 222L49 221V220ZM80 219V220H79ZM101 219V220H100ZM185 219V218H184ZM197 219V220H196ZM7 220H9L8 222H7ZM56 220V221H55ZM63 220V221H62ZM67 220H68V223H67ZM125 220V221H124ZM126 220H128V221H130V222H127ZM139 220V221H138ZM164 220V221H163ZM167 220V221H166ZM175 220V221H174ZM176 220H178L177 222H176ZM186 220V219H185ZM193 220L195 221L194 223H193ZM212 220V219H211ZM30 223H29V222ZM37 221V222H36ZM61 221V222H60ZM169 221V222H168ZM196 221H197V223H199V224H197L196 225ZM10 222V223H9ZM25 222H28L29 223V225H27ZM65 222V223H64ZM85 222V223H84ZM119 222V223H118ZM146 222H147V224H146ZM149 222V223H148ZM174 222H176V223H174ZM180 222V221H179ZM210 222V221H209ZM7 223H9L10 224V226H9V224H7ZM12 223V224H11ZM18 223V224H17ZM35 223V224H34ZM37 223V224H36ZM76 223V224H75ZM135 223H140V224H146V225H139L141 228H139V229H137V230H133V229H135L136 227H134L133 225ZM152 223V224H151ZM166 223H168V224H166ZM181 223V224H182ZM220 223V222H219ZM227 223H229L230 224V226H229V224L228 225H226V227H224L225 226V224ZM17 225L16 227H18V225H19V227H20V230H19V228H15V226L14 225ZM26 224V225H25ZM95 224L98 226H95ZM154 224H157V225H159V226H155ZM177 224V225H176ZM180 224V223H179ZM191 224L193 225V226H195V227H192L191 226ZM231 224H233V225H231ZM68 225V226H69ZM76 225V226H77ZM110 225H112V227L113 228H110ZM176 225V226H175ZM210 225V226H209ZM212 225V226H211ZM25 227L24 229L26 230H24L22 227ZM30 226H31V228H32V226H33V228H32V231H33V229L34 230H36L37 229V232H33V233H31L32 231H31V228H30ZM108 226H109V228H108ZM134 228H133V227ZM174 226V227H173ZM186 227H187V225H185ZM191 226V227H190ZM198 226H200V227H198ZM208 226H209V229H208ZM219 226H220V228L221 229H219ZM104 227V228H103ZM147 227V228H146ZM154 227H156V228H154ZM168 227H172V230H171V228H169L168 229ZM205 229H204V228ZM210 227L211 228H216L215 230H214V228L213 229H211L212 231L210 232ZM218 227V228H217ZM222 227H223V229H222ZM228 227H230V228H228ZM8 228V229H7ZM15 228V229H14ZM69 228V229H68ZM117 229V231H119L118 233V236L119 237H117V232H114V231H116V229ZM127 228V229H126ZM175 228H177V229H175ZM190 228H192V229H190ZM194 228V229H193ZM200 228H202L203 229V231L205 230V232H202L201 230H200ZM12 229V231H10L9 232V230H11ZM141 229V230H140ZM219 229V230H218ZM227 230V232H226V230ZM6 230V231H5ZM131 230V234H130V231ZM169 230H171V232L173 231L174 233H172L171 235H175L174 236V238H172L173 236H167V234H168V232H169ZM179 230H180V232H179ZM208 230H209V233H206V232H208ZM223 230V231H222ZM229 230V231H228ZM42 231H44L45 233H43ZM47 231V230H46ZM72 231V232H71ZM76 231H77V233H76ZM162 231L164 232V233H162ZM166 231H168V232H166ZM176 231V232H175ZM178 231V232H177ZM221 231V232H220ZM225 231V232H224ZM5 232H7V233H5ZM30 232V233H29ZM42 232V233H41ZM54 232V235L55 236H53V233ZM94 232H95V234H94ZM126 233L125 235H124V233ZM219 232V233H218ZM229 232V233H228ZM237 232V231H236ZM235 232V233H236ZM40 233V234H39ZM50 233V234H49ZM57 233H58V235L59 236H57ZM62 233H63V235H62ZM72 233L74 234V235H72ZM93 233V234H92ZM104 233V234H103ZM123 233V236L121 235V234ZM128 233L130 234V236L128 235ZM165 233H166V235H165ZM180 233V234H179ZM192 233V234H193ZM206 233V234H205ZM235 233H233V235H235ZM33 236L32 238H34L36 235V237H38L39 235V239H40V237L41 238H44V239H40V241L42 242V248H36L37 246H39V247H41L40 245H38V242H36L38 239L35 237V239H37L36 241L34 240H32L31 239V241H27V239L26 238H28V240H30L29 238H31L30 236ZM33 234V235H32ZM34 234H35V236H34ZM43 234H45V235H43ZM102 234L104 235V236H102ZM111 234H112V236H111ZM192 234H189V235H192ZM212 234V235H211ZM219 234V235H218ZM222 234V235H223ZM72 235V236H71ZM197 235V236H196ZM225 235H223V236H225ZM233 235H230V236H233ZM16 236H18V237H16ZM51 236V237H50ZM69 236V237H68ZM70 236H71V238H70ZM111 236V237H110ZM124 236H126V237H124ZM129 237V239H128V237ZM148 236H150V234L148 235ZM178 236V237H177ZM215 236V235H214ZM229 236V237H230ZM3 237V236H2ZM20 237V238H19ZM53 237L55 238V239H53ZM76 239H75V238ZM79 237V238H78ZM103 237V238H102ZM110 237V238H109ZM118 239H117V238ZM122 237V239H120ZM191 237V236H190ZM208 237V238H207ZM57 238V239H56ZM62 238V239H61ZM66 238H68V239H66ZM115 240H114V239ZM133 238V239H132ZM185 238H186V240H185ZM189 238V237H188ZM78 239V240H77ZM209 239V240H208ZM46 240V241H45ZM58 240L60 241V242H58ZM72 240V241H71ZM92 240V241H91ZM122 240V241H121ZM126 240H128L127 242H126ZM163 240V241H162ZM190 240V241H189ZM195 240H196V242H195ZM204 240V241H203ZM1 241H3V243H2V245H1ZM66 241H68V242H70L71 244H72V247H70L69 246V244H67L68 242H66ZM86 241V242H85ZM95 241H96V243L98 242L99 243V245H97V247H96V245L94 246L92 243H94V244H96L95 243ZM112 241H113V245H112ZM115 241V242H114ZM133 241V242H132ZM157 241V242H156ZM187 241H188V243H187ZM232 241H233V239H232ZM27 242H29L30 244H31V242H32V247L33 248H31L30 247V245L29 244H27ZM35 242L37 243V245L35 244ZM84 242V243H83ZM162 242V243H161ZM197 242H199L200 243V246H199V244L197 243ZM27 244V245H29V246H27V245H23V244ZM33 243H34V245H33ZM44 243V244H43ZM58 243H60V244H58ZM97 243V244H98ZM176 243H179V244H177L176 245ZM198 245H197V244ZM210 243V242H209ZM22 244V245H21ZM47 244H51L50 245V248H47L46 246H48ZM54 244H55V246L57 247L58 245L60 246V247H57V249L59 248V250H57L56 249V247L54 246ZM57 244V245H56ZM65 244H67V246H65ZM70 244V245H71ZM170 244H172V245H170ZM183 244V245H182ZM206 244V243H205ZM229 244V243H228ZM4 245L6 246V247H4ZM46 245V246H45ZM107 245V246H106ZM110 245H111V247H110ZM115 245V246H114ZM119 245H120V247H119ZM122 245V246H121ZM175 245V246H174ZM206 245H208V243L206 244ZM210 245V244H209ZM208 245V246H209ZM219 246H220V242H219V244H218ZM25 246V247H24ZM35 246V247H34ZM51 246H53L52 247V249H51ZM65 246V247H64ZM114 246V247H113ZM126 247L127 248V246H128V248H129V252L128 251H126V249L124 248V247ZM179 246V247H178ZM196 246H199V247H196ZM234 245L233 244H229L228 246L226 245V250L227 251H229L232 247H233ZM4 247V248H3ZM8 247V248H7ZM14 247V248H13ZM19 247V248H18ZM27 247V248H26ZM28 247H30V248H28ZM55 247V248H54ZM107 247V248H106ZM135 247V248H134ZM178 247V248H177ZM181 247V248H180ZM185 247V248H184ZM222 246H220V248H221ZM12 248H13V250H12ZM16 248H18V249H16ZM36 248V250L34 251V249ZM46 248V249H45ZM64 248V249H63ZM73 248V249H72ZM77 248V249H76ZM101 248V249H100ZM123 248V249H122ZM134 248V249H133ZM142 248V249H141ZM186 248H187V250H186ZM193 248V249H192ZM24 249V250H23ZM33 249V250H32ZM50 249V250H49ZM66 249V250H65ZM79 249V250H78ZM95 249V250H94ZM97 249H98V251H97ZM103 249V250H102ZM170 249V250H169ZM245 248H240V247H237V250H239L240 252H244V251H246V250H248V248L247 249H245ZM16 250H17V254H19V255H23V254H27L28 256H30L31 257V259H27L25 262H20L19 260H18V258H17V256L19 257V255H17L16 254ZM56 250L58 251V253L56 252ZM61 250V252H62V250L66 253V254H64V253H62L61 254V252H59ZM91 250V251H90ZM100 250V251H99ZM128 250V249H127ZM134 250H136L138 253L137 254H135L134 252H136V251H134ZM34 251V252H33ZM51 251V252H50ZM80 252V255H79V253L77 254V252ZM113 251V252H112ZM134 251V252H133ZM190 251V252H189ZM249 251V250H248ZM21 252V253H20ZM23 252V253H22ZM31 252V253H30ZM36 252V253H35ZM67 252H68V254H67ZM125 254H124V253ZM32 253H35V254H32ZM41 253V252H40ZM44 253H45V255L46 256H44ZM57 253V254H56ZM72 253V254H71ZM76 253V254H75ZM100 253V254H99ZM125 255H123V254ZM145 253V252H144ZM172 253V254H173ZM198 253V254H197ZM223 253V252H222ZM220 254L221 256H224V254ZM31 254H32V256H31ZM51 254V255H50ZM15 255H17V256H15ZM34 255H35V257H34ZM72 255V256H71ZM77 257H76V256ZM83 255V256H82ZM99 255L100 256H102V257H99ZM197 255V256H196ZM24 256V255H23ZM114 257V259H113V257ZM123 256V257H122ZM37 257V258H38ZM50 257V258H49ZM84 258V259H83ZM116 258H118V259H116ZM49 259H51V260H49ZM62 259V258H61ZM86 259V260H85ZM128 259V258H127ZM158 259L159 260H161L162 261V257L161 256H159L158 257ZM158 259H156V260H158ZM114 260V261H113ZM117 260V261H116ZM197 260V261H196ZM72 261V262H71ZM114 263H113V262ZM199 261V262H198ZM47 262L45 263V264H47ZM63 262V263H62ZM159 263H161L160 261H158ZM87 263V262H86ZM207 263V264H208ZM36 264H39V263H37L36 262ZM119 264H120V262H119ZM211 264V263H210ZM212 264H219V262H217V261H215V262H213ZM224 264H227V263H224Z\"/></svg>",
    "mask_w": 264,
    "mask_h": 264
}]
</instances>
